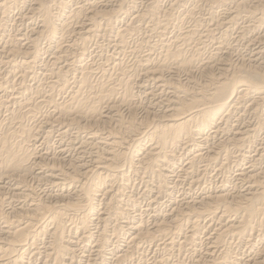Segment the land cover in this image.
Returning <instances> with one entry per match:
<instances>
[{"label": "bare ground", "instance_id": "obj_1", "mask_svg": "<svg viewBox=\"0 0 264 264\" xmlns=\"http://www.w3.org/2000/svg\"><path fill=\"white\" fill-rule=\"evenodd\" d=\"M70 1V0H69ZM80 1V0H79ZM79 1H78V4H80L79 3ZM83 1H85V0H83ZM88 1V0H87ZM125 2V0H91V1H89L88 3H84V4H80V5H78V6H76V8H73V9H71V12H70V14H69V16H67V18H66V20L64 21H55V20H53L54 19V15H56V14H59V16H60V14H61V12H62V10L65 8V7H67L66 6V4H67V2L65 1V0H30V3H29V10L28 11H30V13L31 14H33V15H37L39 18H40V23L41 24H39L38 26H36V28H34L33 26V28L32 29H30L28 32H30L29 34L28 33H25L23 36H19V37H17V35H14L15 33H13V32H10V33H13V34H9V35H11V36H9V35H7V37H6V39L4 40V44H2L1 46H0V66H1V69H2V65L3 64H5V63H10V59L12 58V64L15 62V64H11L12 66V68H14V70H10L11 72H13V73H17V68L19 69L18 70V72L20 73V69L22 70V69H26V68H28L29 66H32L31 64L34 62V61H36V60H34L35 58H38L39 56H38V54H40L41 52H42V50H41V52H39V49L42 47H40V48H38V44H39V42H40V40H41V38L43 37L44 38V41H45V39H47L48 41H50L52 44H51V48L53 49V53L54 54H51V55H53V60H50L49 59V61H51L50 63H51V67L49 66L48 68H47V70H49L51 73H47V76H45L44 75V77H42V79H46L47 80V82L49 83V84H47V85H51L52 87H53V89H55L54 87H55V85L57 86V87H60V89H58L59 91L60 90H63V88L65 89V87L67 86V83H69L68 81H67V77H66V75L67 74H69V73H66V72H69L70 70H73L72 69V67H69V68H71L69 71L67 70V66H66V69H64V66H61L59 63H58V61H59V59H61L63 56H61V54H63V55H65L66 56V52H67V48H70V47H73V46H77L79 49H82L81 51H80V55H83V52H85V50L83 49V47H85L86 46V40L87 39H83V37H81L83 34H90L92 31H94V27H95V25H98V27L99 28H101V26H102V29H103V31L105 30H110L111 29V27H115V25H113L114 24V22H116L117 21V19L120 17V15L122 14V6L123 5H121V4H123L122 2ZM128 1V0H127ZM137 1V0H136ZM144 2H145V8L144 9H142V10H140L135 16H133V18H131V20H129V21H127V22H125V23H123L121 26H119V27H115V30H114V32H115V34H116V37L115 38H117V40L116 41H118V42H120V43H125V41H128V40H125V38H127L128 36H130V35H132V34H134V36L133 37H131V38H135V33H137L136 35H138L139 33H138V31L140 30L139 28L141 27V25H143V24H147L148 25V23L149 24H156V26H148L149 27V30H151V29H154V30H156L157 31V29H155V28H158L159 30V34L157 33V32H155V35H163V33L164 32H168V21L170 20V15H172V13L170 14L169 12H168V6H167V9L166 10H164V8L161 10V8H162V6H161V8L159 7V4H158V1L157 0H143ZM142 1V2H143ZM161 1V0H160ZM168 1V0H167ZM170 1V0H169ZM190 0H175L174 1V3L175 4H177V5H179V4H181V5H184L185 6V4H187L188 2H189ZM193 1V0H192ZM200 1H206L205 3H208L207 5L208 6H206V7H212V8H210V9H212L213 10V7H219V6H222L221 7V9L224 7L225 9L223 10L222 9V11L224 12L225 11V14H226V17L224 18V21H216V19H215V22L213 23V25L215 26V28H213L212 26L210 27V28H207L206 27V25H207V23H206V25L205 26H203L202 24V26L203 27H206L205 28V30L204 31H207V33H209L210 35L212 34V32L214 33V30H216L217 29V31H219L220 29V27H222V26H227V25H232V24H234V22H235V20H237L236 19V17H238L239 16V14L240 13H244L243 14V18L245 17V18H247V19H251V21H252V24H254L255 25V23H258V25L259 24H261V22L260 21H263V19H264V0H253V2L254 3H248V2H250V1H245V0H195V2L196 3H199ZM23 3V5L25 6L27 3V0H0V24L2 23L1 22V17H3V16H1V15H5V16H8L10 13H11V11L12 10H14L13 8H17L18 7V5L20 4V3ZM129 2H131L130 0H129ZM135 2V1H134ZM139 2V1H138ZM194 2V1H193ZM70 3V2H69ZM68 3V4H69ZM133 3V2H132ZM159 3H161V2H159ZM164 3V2H163ZM167 3H170V2H167ZM190 3H192V2H190ZM201 3V2H200ZM203 3V2H202ZM229 3H232V5L231 4H229ZM127 4V3H126ZM125 4V5H126ZM138 4V3H137ZM140 4V3H139ZM144 4V3H143ZM166 4V3H165ZM173 3H171V6H173L172 5ZM174 4V6H176ZM72 5V4H71ZM75 5V4H74ZM74 5H73V7H74ZM129 5V4H128ZM162 5V4H161ZM193 5V4H192ZM20 6V5H19ZM132 6V5H131ZM137 6V5H136ZM183 6V7H184ZM198 6H201V4L199 5L198 4ZM197 6V7H198ZM125 7H128V6H125ZM142 7V6H141ZM170 7V6H169ZM179 7V6H178ZM181 7V6H180ZM196 5H195V3H194V5L193 6H185V8L183 9V12H184V15H183V18L181 19V20H185V21H183L182 22V25L184 26V24L185 23H189V21H190V23L189 24H187V26H186V24H185V26L184 27H182L181 26V28H178L177 29V33H173L174 35L173 36H171V35H169V36H171V39L170 40H160L161 39V37L160 38H158L157 36V38L161 41V45H160V49H158V50H160L158 53H159V56H157V57H155L154 55V57L155 58H149V57H151V56H149V55H151L150 53H151V51H153V49L154 48H150L151 49V51L147 54V57H146V54L144 55V57L142 58H136V57H133V63L134 64H132V65H134V67L135 66H137V67H140V69H134V70H131V68L129 67V69L128 68H126L127 67V64H126V66H123V65H117L115 62L117 61H114V59L115 58H113L112 60L114 61V63L116 64H112L111 63V65H114L113 67H114V73H113V76L115 77V78H111V79H108V77L110 78V73L111 72H109L108 74V77L107 76H105V72H103V71H105V70H103L102 71V68L100 69L102 72H100L99 74H101V75H98L97 73V75H98V77L99 76H101L100 78H103V79H101L100 80V78L98 79V80H100L97 84L95 83V84H92L91 83V80L90 79H92V78H90L91 76V73L93 74V73H95V72H93V67L91 68L90 66H88L87 65V63L86 64H82V62H81V60H80V62H81V65H80V70L78 71V74L77 73H73L74 75L76 74L77 76H76V80H74V81H76L75 82V85L73 86H71L70 88L72 89L73 87H75V89H72L71 90V92L69 93L68 91H69V89H68V95L67 96H62V95H60V99H57L56 97V99L57 100H55V98H54V95H57V94H54L52 97V105H51V110H49V112H47L46 114H44L43 112H41V113H43V114H39L40 112L38 111V109H37V104L39 103V102H43V100L44 99H41L43 96H42V94L40 93L39 95H40V97L39 96H37V92H38V88H39V85H40V83H39V85L38 84H36V85H38V88H36L33 92H29L30 94H33L34 93V95H28V93H26V91L24 92V91H21V89H18V88H15L16 87V85H15V90H16V92H18L19 93V97H17L14 93H15V91H11L10 92V94H11V98L13 99V102L15 103V106H13V105H11V107H13V108H11L10 107V105L8 106V108L10 107L11 109H9V111L8 112H6L5 114V118L3 117H0V191H1V189H2V187H4V183H5V181H6V179H8L7 177H10V178H17V183H21L22 182V180L23 179H26V178H24V175L26 176V174L28 173V175L31 173V172H36L35 173V175H37V176H39L38 174H40V173H42V172H47L48 173V176H58V175H65L66 176V182H67V180H68V182H70V183H72V184H74V183H76V182H79V185H78V183H77V190H76V198H74V197H72V198H74V199H72L71 197L68 199V201H66L65 203L64 202H62V203H64V204H62L61 206H60V204L59 205H50V203L49 204H47V202H46V200L42 197L41 199H43L44 200V202H43V200H41V199H36V201L34 202V203H31L30 204V206L27 208V207H25V205H24V207H22L20 210L21 211H19V209L17 208V211H16V209H13L12 210V213H15V214H17L18 215V213L20 214L19 216H22V217H24L23 215H21L22 214V209L23 208H26L25 209V211H29L30 213L29 214H26L25 212H23V214L25 213V215H27L26 217H28L29 219H30V221L29 222H27V221H23L24 223V225H21L20 224V220L19 221H17V223L15 224V222H11V223H9L8 224V226H6L5 228H2V230H1V228H0V264H27V262L26 261H24V256H25V252H22V253H18L17 251L19 250V252H20V249H22L23 247H24V243L26 242V241H29V243L28 244H30V246H32V250H33V252H35L34 250L35 249H37L38 247H37V245L36 244H40V242L38 241L37 243H35L36 241L35 240H38V235H43V234H49L48 235V241H46V244L43 246V255H41L40 253H38V254H36V255H41L42 256V263L41 264H61L62 262V259L64 258V257H67V256H74L75 255V253H74V251H75V248H74V246H71L72 244H71V235H70V237H69V235H67L66 234V228H67V224H69V220H72L73 219V217H71V218H67L68 217V215L69 214H67V217H66V215H64V210H70V211H72V213L74 214V215H78V218H79V220H78V229L79 230H81L82 231V233H86V235L84 236V237H89L90 235H91V233H90V230L89 229H91L92 228V226H91V228H87L88 227V224H89V222H92V220L93 219H90L89 217H90V213L92 212V208L94 209V207H93V205H94V203H93V199L95 198L94 196H96V195H99L98 193L101 191L102 193H103V191L104 190H102L103 189V186H102V189H99V187L101 188V185L103 184V182L105 183V178H104V176L102 177V176H98V174H99V171H105L106 173L108 172V174L107 175H115L116 176V174H118V167L116 166V164L119 162H123L124 161V159H127V161L129 160V158H128V153H130V152H126L124 149L125 148H127V150L128 151H130V150H132V151H137V150H141V147H143L142 145H145V144H142L143 142L145 143V142H149L148 144H146V147L144 146V149L142 150V152L140 153V154H138L139 155V157H138V159H136V161H138L141 165H143L142 166V169H144V172H149L150 173V175L149 174H147L146 173V175H147V177L148 178H150L149 176H151V178L154 180V182H155V185L154 184H152V185H154L155 186V188H157L158 189V191L159 190H162V189H166L167 190V188H169V185H168V183H171V182H169V178L167 177V172H165V168H164V166H166V170H168L174 163V156L176 155H174V147L177 145V144H179L180 145V143L181 144H184V147H185V144L186 145H188V143H191V142H193V146L194 147H198L199 146V144H198V142L200 143V141H201V139L200 138H202V140L203 139H205V141H209V139H208V137L209 136H211V137H218V133H219V131H220V128L222 127L221 126V124H223V123H221V122H226V121H229L230 119L232 120V118H230L231 116H233L234 115V113H236L237 112V110L241 107L240 105H242V103L243 102H245V101H250V104H249V108H255L256 109V107L257 106H259V104H261V103H264V42H260L261 40L260 39H258L257 41H252L251 42V44H248V46H252L253 48L251 49V55H252V58H248L249 60H245V59H243L242 57H240V58H242V59H239L240 61H239V63H237L238 61H236V63H232V62H227V60H229V59H231V58H227L226 56L229 54V56L231 57V52H230V50H229V52L227 53V55L225 56V54H223V52H222V54H223V56L224 57H222V58H220L219 59V55L221 54V53H219V55H217L218 53V51L224 46V44H226L225 42H226V39H227V37H230V36H233V35H229V36H227L226 38H225V33L226 32H224V30L221 32V35H219V37L217 38V36H215L216 38H217V40L214 42L215 44V47H214V52L212 53V52H210L209 50H208V52H210L209 53V57L208 58H205L206 60L205 61H203L204 59V54L203 55H200L201 54V51H199L200 52V54H198L197 53V51L196 52H193V51H190V52H188V50H187V48L189 47V46H194V45H190V44H192L191 42H193V44H194V42L197 40V41H200L201 42V36L203 35L202 33H201V35H199V36H196L199 32H200V30H199V28H198V26L200 25H198V20H199V18L198 17H196V16H198V14L195 16V14H196ZM226 7H228V8H226ZM132 8V7H131ZM137 8H140V7H137ZM172 8V7H171ZM176 8V7H175ZM175 8H173V10H174V12H175ZM205 8V7H204ZM18 9V8H17ZM21 9V8H20ZM25 9V8H24ZM24 9H22V11L24 10ZM66 9V8H65ZM136 9V8H135ZM178 9H180V8H178ZM198 9V8H197ZM200 9V8H199ZM202 9V8H201ZM210 9H209V11H210ZM217 9V8H216ZM128 10V9H127ZM171 10V9H170ZM204 10V9H203ZM14 11H17V10H14ZM13 11V12H14ZM21 11V10H20ZM28 11H26L27 13H28ZM69 11H70V9H69ZM124 11V10H123ZM129 11H131V9H129ZM177 11H179V10H176V12ZM218 11V10H217ZM65 11H63V13H64ZM67 12V11H66ZM126 12V11H125ZM135 12V11H134ZM171 12V11H170ZM204 12H206V11H204ZM161 13L163 14V15H161ZM169 13V14H168ZM198 13V12H197ZM200 13H202V12H200ZM211 13V11L209 12V14ZM213 13H214V11H213ZM218 13H219V11H218ZM258 13V14H257ZM12 14V13H11ZM13 14H15V13H13ZM18 14H19V12H18ZM20 14H21V12H20ZM24 14V13H23ZM22 14V16H24L25 17V15H23ZM134 14V13H133ZM205 14V13H204ZM203 14V15H204ZM212 14V13H211ZM30 15V14H29ZM127 15V14H126ZM125 15V16H126ZM181 15V14H180ZM202 15V14H201ZM203 15H202V18H203ZM214 15V14H213ZM215 15H217V14H215ZM220 15H221V12H220ZM224 15V13L222 14V16ZM241 15V14H240ZM4 16V17H5ZM10 16L11 15H9V20H10ZM12 16H14V15H12ZM11 16V17H12ZM31 16V15H30ZM122 16V15H121ZM124 16V15H123ZM122 16V17H123ZM161 16V17H160ZM162 16H164V19H162ZM175 16V15H174ZM205 16V15H204ZM207 16L208 15H206V19H207ZM28 17V16H27ZM32 17V16H31ZM179 17V16H178ZM181 17V16H180ZM200 17V16H199ZM240 17V16H239ZM14 18H15V16H14ZM13 18V19H14ZM29 18V17H28ZM53 18V19H52ZM65 18V17H64ZM96 18H98L99 19V24H97V19ZM127 18V17H126ZM175 19H176V17H174ZM173 18V19H174ZM198 18V19H197ZM205 18V17H204ZM210 18H212V19H214V18H217V17H210ZM3 19H5V18H3ZM2 19V20H3ZM12 19V20H13ZM16 19V18H15ZM20 19V18H19ZM23 19V18H22ZM33 19V18H32ZM68 19L70 20V21H68ZM120 19V18H119ZM123 19V18H122ZM121 19V20H122ZM162 19V20H161ZM177 19H179L180 20V18H177ZM205 19V20H206ZM218 20H219V18H217ZM221 19H222V17H221ZM220 19V20H221ZM240 19H242V17H240ZM8 20V21H9ZM59 20H62V19H59ZM223 20V19H222ZM7 21V22H8ZM23 21V20H22ZM33 21V20H32ZM32 21H31V23H32ZM123 21V20H122ZM200 21V20H199ZM203 21V20H202ZM241 21V20H240ZM240 21H239V23H240ZM244 21V20H243ZM245 21H247V20H245ZM249 21V20H248ZM6 22V21H5ZM13 22V21H12ZM16 22V21H15ZM34 22V21H33ZM71 22V23H70ZM172 22V21H171ZM178 22H180V21H178ZM170 23V22H169ZM203 23V22H202ZM209 23H210V20H209ZM212 23V22H211ZM210 23V24H211ZM236 23V22H235ZM251 23V22H250ZM3 24V23H2ZM10 24H11V22H10ZM26 24H28V22L26 23ZM72 24V25H71ZM174 24V23H173ZM210 24H208V25H210ZM237 25H238V27H240L239 25L240 24H238V23H236ZM235 24V25H236ZM264 24V23H263ZM262 24V25H263ZM9 25V24H8ZM15 25V24H14ZM25 25V24H24ZM36 25V24H35ZM113 25V26H112ZM158 25V26H157ZM171 25V24H170ZM177 25V24H176ZM237 25H236V27H234L233 29H236L237 28ZM247 25H249V23L247 24ZM252 26V27H256V26ZM261 25V26H262ZM12 26V25H11ZM19 26V25H18ZM23 26V25H22ZM69 26H73V28L71 27H69ZM111 26V27H110ZM172 27H174L173 25H171ZM242 26V25H241ZM243 26H245V24L243 23ZM1 27H3V26H0V28ZM25 27H28L27 25L25 26ZM144 27V26H143ZM142 27V28H143ZM171 27V28H172ZM176 27V26H175ZM178 27V26H177ZM180 27V26H179ZM227 27H229V26H227ZM249 27H250V25H249ZM249 27H247V28H249ZM264 27V26H263ZM145 28V27H144ZM170 28V29H171ZM224 28V27H223ZM247 28H245L246 29V31L248 30ZM21 30L20 28H16V30ZM71 29V31H70V33L73 35L74 33L73 32H75V33H78L79 35L80 34H82L79 38L80 39H83L82 40V45L81 44H79V45H77L76 43H75V41H76V39L74 40V42H71L69 45H67V44H64L63 42L64 41H67V40H64V38H65V36L66 35H68V34H66L67 32H68V30H70ZM98 28H96L95 29V31L97 30ZM148 29V28H147ZM176 29V28H175ZM200 29H201V27H200ZM225 29V28H224ZM227 29H230V28H227ZM232 29V28H231ZM239 29V28H238ZM244 29V27H242V29H241V31ZM245 29H244V31H245ZM258 29V28H257ZM261 29V28H260ZM99 30V29H98ZM111 30H113V28L111 29ZM142 30H144V29H142ZM167 30V31H166ZM202 30H203V28H202ZM263 30V29H262ZM2 31V30H1ZM100 31V30H99ZM102 31V30H101ZM105 31H104V35H105ZM147 31V30H146ZM145 31V32H146ZM175 31V30H174ZM216 31V32H217ZM221 31V30H220ZM232 31H234V30H232ZM236 31L237 30H235V33H236ZM244 31L242 32L243 34L242 35H244ZM252 31H253V29L251 28V33H252ZM254 31H256V30H254ZM264 31V30H263ZM262 31V32H263ZM15 32V31H14ZM21 32V31H20ZM25 32V31H24ZM82 32V33H81ZM142 32V31H141ZM140 32V33H141ZM145 32H144V34H145ZM150 32V31H149ZM153 32V31H152ZM227 32H228V30H227ZM231 32V31H230ZM238 32V31H237ZM261 32V33H262ZM93 33V32H92ZM92 33H91V35H92ZM101 33H103V32H100V34ZM108 33H110V32H108ZM143 33V32H142ZM157 33V34H156ZM205 33V32H204ZM245 33H248V32H245ZM250 33V32H249ZM248 33V34H249ZM2 34H4L3 33V31H2ZM17 34V33H16ZM21 34V33H20ZM23 34V33H22ZM96 34H98V33H96ZM95 34V35H96ZM111 34V33H110ZM109 34V35H110ZM153 34V33H152ZM151 34V35H152ZM208 34V35H209ZM229 33H227V35H228ZM232 34V33H231ZM253 34V33H252ZM259 34V33H258ZM257 34V35H258ZM263 34V33H262ZM1 35V34H0ZM5 35V34H4ZM4 35L2 36V37H4ZM104 35H102V36H104ZM147 35V33L144 35V36H146ZM149 36H151L150 34H148ZM155 35H154V37H155ZM207 35V34H206ZM205 35V36H206ZM215 35V34H214ZM237 35V34H236ZM235 35V36H236ZM242 35H240V36H242ZM246 35V34H245ZM250 35V34H249ZM254 35V34H253ZM259 35H261V34H259ZM259 35H258V37L257 38H260L259 37ZM77 36V35H76ZM75 36V37H76ZM90 36V35H89ZM88 36V37H89ZM93 36V35H92ZM92 36H91V41H92ZM101 36V37H102ZM108 36V35H107ZM139 36V35H138ZM138 36H136V37H138ZM143 36V37H144ZM148 36V37H149ZM164 36H166L165 34H164ZM251 36V35H250ZM261 36H264V35H261ZM2 37H0L1 39H2ZM69 37V36H68ZM68 37H66V38H68ZM73 37V36H72ZM88 37H86V38H88ZM96 37H97V35H96ZM212 37V36H211ZM234 37V36H233ZM239 37V36H238ZM238 37H236V39L238 38ZM245 37V36H244ZM42 38V39H43ZM102 38H104V37H102ZM114 38V39H115ZM139 38V37H138ZM142 38V37H141ZM152 38V37H151ZM167 38V39H168ZM207 38H209L208 36H207ZM215 38V39H216ZM257 38H255V40L257 39ZM262 38H264V37H262ZM261 38V39H262ZM72 39V38H71ZM89 39V38H88ZM89 39V40H90ZM110 39V38H109ZM108 39V40H109ZM112 39V38H111ZM128 39V38H127ZM149 39V38H148ZM155 39V38H154ZM204 39H206L205 37H204ZM212 39H214L213 37L211 38V39H209V40H212ZM234 39V38H233ZM240 39V38H239ZM140 40H142V39H139V41ZM159 40H156L157 41V45H158V42H159ZM203 40V39H202ZM229 40V39H228ZM243 40V39H242ZM254 40V39H253ZM263 41H264V39H262ZM41 41H43V40H41ZM48 41H47V43H48ZM81 41V40H80ZM113 41V40H112ZM138 41V42H139ZM144 41V40H143ZM205 41V40H204ZM207 41V40H206ZM214 41V40H213ZM239 41V40H238ZM95 42V41H94ZM109 42V41H108ZM115 42V41H114ZM133 42V41H132ZM142 42V41H141ZM140 42V43H141ZM147 42H148V40H147ZM153 42V41H152ZM212 42V41H211ZM231 42V41H230ZM235 42V44H236V41H234ZM234 42H233V44H234ZM246 42V41H245ZM248 42V41H247ZM250 42V41H249ZM66 43V42H65ZM68 43V42H67ZM88 43V42H87ZM113 43V42H112ZM112 43H111V46H112ZM117 43V42H116ZM143 43V42H142ZM145 43H146V41H145ZM144 43V44H145ZM153 43H156L155 41L153 42ZM153 43H151V44H153ZM202 43V42H201ZM213 43V42H212ZM227 43H228V41H227ZM49 44V43H48ZM84 44H85V46H84ZM97 44V43H96ZM105 44V43H104ZM115 44V43H114ZM119 43H117V45H118ZM127 44V43H126ZM136 44H138V45H142V44H139V43H136ZM160 44V43H159ZM197 44V43H196ZM206 44H208V41H207V43ZM211 43H209V46L211 47V45H210ZM232 44V45H233ZM243 44V43H242ZM66 45H67V47H66ZM88 45V44H87ZM103 45V44H102ZM116 45V44H115ZM120 45H122V44H120ZM120 45H118V46H120ZM128 45V44H127ZM213 45V46H214ZM231 45V44H230ZM237 45H239L238 43H237ZM244 45H246V44H244ZM244 45H242V46H244ZM80 46V47H79ZM98 46V45H97ZM109 46H110V44H109ZM109 46H108V48H109ZM123 46V45H122ZM121 46V48H123ZM139 46V47H140ZM149 46V45H148ZM151 46V45H150ZM156 45L154 44V47H155ZM188 46V47H187ZM198 46V45H197ZM197 46H195V49H197L196 47ZM236 46V45H235ZM76 47V48H77ZM114 47V46H113ZM128 47V46H127ZM130 47H132V46H130ZM146 47V46H145ZM158 47V46H157ZM187 47V48H186ZM201 48H202V46H200ZM207 47H208V45H207ZM230 47V46H229ZM228 47V48H229ZM232 47V46H231ZM47 48V47H46ZM45 48V49H46ZM50 48V49H51ZM85 48H87V46L85 47ZM97 48H99V49H101L99 46L97 47ZM125 48H126V46H125ZM159 48V47H158ZM192 47H190L189 49L190 50H192L191 49ZM224 48H225V46H224ZM239 48H240V45H239ZM243 48V47H242ZM251 48V47H250ZM249 48V49H250ZM42 49V48H41ZM49 49V48H48ZM49 49V50H50ZM73 49V48H72ZM71 49V50H72ZM75 49V48H74ZM88 49V48H87ZM98 49V50H99ZM114 50H115V48H113ZM128 49V48H127ZM132 49V48H131ZM134 49H136V50H138L139 48H134ZM141 49H143V48H141ZM205 49H207V48H205ZM223 49V48H222ZM229 49H231V48H229ZM233 49H235V47L233 48ZM237 49V48H236ZM47 50V49H46ZM75 50H78V49H75ZM74 50V51H75ZM84 50V51H83ZM93 50V49H92ZM97 50V51H98ZM104 50V49H103ZM124 50V49H123ZM126 50V49H125ZM136 50H133L132 49V51H136ZM194 50V49H193ZM210 50H211V48H210ZM225 50H227V49H225ZM238 50V49H237ZM237 50H236V52H237ZM88 51V50H87ZM101 51V50H100ZM105 51H106V49H105ZM127 51V50H126ZM130 51L131 50H129V53H130ZM132 51H131V53H132ZM141 51V50H140ZM145 51H147V50H145ZM154 51H155V49H154ZM157 51V50H156ZM155 51V52H156ZM203 51H204V49H203ZM221 51V50H220ZM219 51V52H220ZM228 51V50H227ZM232 51V50H231ZM45 52V51H44ZM76 52V51H75ZM94 52H96V50H94ZM142 52V51H141ZM144 52V51H143ZM142 52V53H143ZM148 52V51H147ZM207 52V51H206ZM233 52V51H232ZM242 52V51H241ZM244 53H245V51H243ZM249 52V51H248ZM46 53H47V51H46ZM68 53L70 54L71 53V51H69L68 50ZM100 53V52H99ZM102 53V52H101ZM112 53H114V51L112 52ZM116 53V52H115ZM114 53V54H115ZM120 53H122V52H120ZM124 53V52H123ZM125 53H127V52H125ZM137 53V52H136ZM145 53V52H144ZM203 53V52H202ZM205 53V52H204ZM238 53V52H237ZM60 54V55H59ZM75 54V53H74ZM78 54V53H77ZM104 54V53H103ZM102 54V55H103ZM138 54V53H137ZM136 54V55H137ZM153 54V53H152ZM206 54H208V53H206ZM243 54V53H242ZM246 54V53H245ZM48 55V54H47ZM73 55V54H72ZM109 55V54H108ZM126 55V54H125ZM132 55H134V54H132ZM135 55V56H136ZM156 55V54H155ZM233 55V54H232ZM247 55V54H246ZM250 55V56H251ZM65 56H64V58H65ZM117 56V55H116ZM120 56V55H119ZM119 56H117V57H119ZM122 56H124V55H122ZM121 56V57H122ZM142 56V55H141ZM201 56H203V57H201ZM206 56V55H205ZM236 56H237V54H236ZM241 56V55H240ZM6 57V58H5ZM61 57V58H60ZM69 57V56H68ZM67 57V58H68ZM73 57V56H72ZM71 57V58H72ZM76 57V54L74 55V58ZM78 57V56H77ZM81 57V56H80ZM98 57V56H97ZM108 57V56H107ZM110 57V56H109ZM111 57H113L112 55H111ZM115 57V56H114ZM120 57V58H121ZM130 57H131V54H130ZM200 57L203 59V60H201L200 59ZM249 57V56H248ZM4 58L5 59H7V58H9L8 59V61L7 62H5V60H4ZM18 58V59H17ZM30 60H29V59ZM47 58H49V57H47ZM47 58H45V59H47ZM52 58V57H51ZM104 58V57H103ZM125 58V57H124ZM232 58H233V56H232ZM247 58V57H246ZM39 59V58H38ZM45 59H43V62H44V60ZM73 59V58H72ZM71 59V60H72ZM78 59V58H77ZM77 59H75V60H77ZM80 59V58H79ZM100 59H102V58H100ZM110 59V58H109ZM233 59H235V57L233 58ZM237 59V58H236ZM4 60V61H3ZM16 60H18V61H16ZM48 60V59H47ZM63 60V59H62ZM74 60V61H75ZM103 60H105V59H103ZM122 60V59H121ZM252 60V61H251ZM46 61V60H45ZM64 61H66L65 59H64ZM78 61V60H77ZM76 61V62H77ZM87 61V60H86ZM112 61V62H113ZM120 61V60H119ZM200 61V62H199ZM230 61V60H229ZM246 61H248V62H246ZM43 62H42V64H43ZM72 62V61H71ZM100 62V61H99ZM103 62V61H102ZM106 62V61H105ZM107 62H108V60H107ZM122 62V61H121ZM121 62H120V64H121ZM199 62V63H198ZM234 62V61H233ZM244 62H246V63H244ZM45 63L47 64V62H44V64L43 65H45ZM74 63V62H73ZM98 63V62H97ZM101 63V62H100ZM99 63V64H100ZM119 63V62H118ZM128 63V62H127ZM130 63H131V61H130ZM129 63V64H130ZM195 63H198V67H196V65H195ZM232 63V64H231ZM71 64V63H70ZM69 64V65H70ZM80 64V63H79ZM78 64V65H79ZM96 64V63H95ZM105 64V63H104ZM107 64H109V62L107 63ZM106 64V66H108ZM6 65V64H5ZM35 65V64H34ZM41 65V64H40ZM48 65H49V63H48ZM63 65V64H62ZM65 65V64H64ZM67 65V64H66ZM74 65V64H73ZM77 65V64H76ZM77 65V66H78ZM91 65V64H90ZM98 65V64H97ZM100 65H102V63L100 64ZM4 66V65H3ZM10 66V65H9ZM46 66V65H45ZM71 66V65H70ZM93 66V65H92ZM104 66V65H103ZM34 67V66H33ZM41 68L42 67H44V66H40ZM95 67H96V65H95ZM98 67V66H97ZM101 67V66H100ZM111 67V66H110ZM131 67H133V66H131ZM4 68V67H3ZM9 68V67H8ZM8 68H6V69H8ZM16 68V69H15ZM45 68V67H44ZM217 68V70L218 71H216L215 69ZM6 69H2V70H4V72H5V70ZM30 69V68H29ZM43 69V68H42ZM75 69V68H74ZM98 69V68H97ZM110 69V68H109ZM197 70L198 71V76H199V80H200V82H198L197 81V85H195V77H194V75H193V73L195 72L194 70ZM1 70V71H2ZM96 70V69H95ZM94 70V71H95ZM99 70V71H100ZM111 70L113 71V68H111ZM110 70V71H111ZM7 71V70H6ZM10 71H8V72H10ZM16 71V72H15ZM29 71H31V70H29ZM28 71V72H29ZM43 71H44V69H43ZM46 71V70H45ZM77 71V70H76ZM75 71V72H76ZM107 71V70H106ZM140 71H142L141 73H139ZM10 72V73H11ZM22 72H26V70L24 71H22ZM21 72V73H22ZM32 72V71H31ZM73 72V71H72ZM97 72V71H96ZM108 72V71H107ZM179 72H182V73H184L185 75V77H184V82H182V81H180L179 79H177L178 78V74H179ZM3 73V72H2ZM10 73H9V75H10ZM18 73V74H19ZM35 73V72H34ZM44 73V72H43ZM165 73H167V75L165 76ZM1 74V73H0ZM23 74V73H22ZM115 74V75H114ZM196 74V73H195ZM4 75V74H3ZM8 75V74H7ZM17 75V74H16ZM21 75V74H20ZM24 75V74H23ZM23 75L22 76H20V77H22V78H24L23 77ZM25 75H26V73H25ZM29 75V74H28ZM31 75V74H30ZM34 75V74H33ZM43 75V74H42ZM71 75V74H70ZM94 75V74H93ZM107 75V74H106ZM141 75V77H144V78H151L152 79V81L151 82H154L153 84L154 85H156L157 87H161V86H165V85H167L168 87V89H170L171 90V92H172V97L170 96V98H166V99H164V100H160L159 98V100H157V101H153L152 99H150V100H152L153 102H154V104L155 105H157L158 106V109H159V111H158V113L156 112V113H154L153 114V116L150 118L149 116H150V114H149V109L147 110L146 108H144V109H146L147 110V112H145L146 113V115L144 116V117H142L140 120H137V119H134L133 117H135V115H134V112L136 111V109L138 108H135L136 107V105H135V103H133L132 102V100H133V98H132V92L134 91V87L133 86H135V85H133L132 86V89H133V91L131 90V84H135V83H131L130 84V82L132 81V78L134 77H136V76H140ZM175 75H178V76H176L175 77ZM180 75H181V73H180ZM11 76V75H10ZM19 76V75H18ZM27 76V75H26ZM32 76V75H31ZM30 76V77H31ZM73 76V75H72ZM71 76V77H72ZM182 76V75H181ZM180 76V77H181ZM196 76V75H195ZM5 77H7L6 76V74H5ZM34 77V76H33ZM47 77H48V79L49 78H51L50 80H48L47 79ZM74 77V76H73ZM73 77L71 78V80L73 79ZM95 77V76H94ZM97 77V76H96ZM105 77V78H104ZM112 77V76H111ZM27 78H28V76H27ZM35 78H36V76H35ZM75 78V77H74ZM90 78V79H89ZM143 78V79H144ZM3 77L0 75V103H2V104H4V103H6V104H8V102H7V98H5L6 96H8V92H7V90H6V88L2 85V83H3ZM36 79H38V78H36ZM70 79V78H69ZM109 81V82H107V80ZM116 79L118 80V83L116 82ZM23 80V79H22ZM21 80V81H22ZM32 80V79H31ZM41 80V79H40ZM90 80V81H89ZM94 80H96V79H94ZM93 80V81H94ZM141 80V79H140ZM5 81V80H4ZM8 81V80H7ZM24 81V80H23ZM73 81V80H72ZM139 81V80H138ZM143 81V80H142ZM147 81V79L145 80V82ZM148 81H150V80H148ZM15 82V81H14ZM14 82L12 83V84H14ZM25 82V81H24ZM24 82H23V84H24ZM39 82V81H38ZM41 82V81H40ZM44 82V81H43ZM95 82V81H94ZM97 82V81H96ZM137 82V81H136ZM144 82V81H143ZM144 82V83H145ZM18 83V82H17ZM16 82H15V84H17ZM28 83V82H27ZM27 83H25L26 85H27ZM36 83H37V81H36ZM72 83V82H71ZM71 83H69V84H71ZM140 83V82H139ZM142 83V82H141ZM12 84H10V85H12ZM45 84V85H46ZM73 84H74V82H73ZM190 84H193V85H190ZM4 85H5V83H4ZM9 85V84H8ZM8 85L6 84V86L8 87ZM9 85V86H10ZM20 85V84H19ZM30 85V84H29ZM41 85H43V83L41 84ZM40 85V86H41ZM137 85V84H136ZM144 85V84H143ZM152 85V84H151ZM31 86V85H30ZM34 86H35V84H34ZM33 86V87H34ZM148 86V85H147ZM195 86H197V87H195ZM12 87V88H13ZM22 87H24V88H26L25 86H22ZM51 87V88H52ZM137 87V86H136ZM149 87V86H148ZM154 87V86H153ZM10 88H11V86H10ZM9 88V89H10ZM45 88V87H44ZM50 88V87H49ZM49 88H47V89H49ZM50 88V89H51ZM121 89V94L123 95H119L120 97H121V99L120 100H117V101H115V100H113V99H111V97H113L114 95L113 94H116V91L118 90V89ZM141 88H142V85H141ZM143 88H144V86H143ZM163 88L164 87H162V91H164L163 90ZM8 89V88H7ZM31 89V88H30ZM29 89V90H30ZM34 89V88H33ZM85 89V90H84ZM150 89H151V87H150ZM157 89V88H156ZM168 89H166L167 91H168ZM28 90V91H29ZM135 90H136V88H135ZM149 90V89H148ZM159 90V89H158ZM169 90V91H170ZM27 91V92H28ZM83 91H85V93L83 92ZM144 91V90H143ZM39 92H41V90H39ZM44 92V91H43ZM45 92H47V90L45 91ZM52 92V91H51ZM66 92V93H67ZM118 93H117V95L119 94V90L117 91ZM161 92V91H160ZM159 92V93H160ZM166 92V91H165ZM37 93V94H36ZM54 93H58V92H56V91H54ZM146 93H149V96L150 95H152L154 92L152 91V92H147V90H146ZM158 93V94H159ZM169 93V92H168ZM46 95H47V93H45ZM45 94H43V95H45ZM50 94H52V93H50ZM63 94V93H62ZM137 94V93H136ZM136 94H135V96H136ZM139 94H141V91H140V93ZM142 94H144V93H142ZM155 94H157L156 92H155ZM166 94V93H165ZM164 94V95H165ZM45 95V97L47 98V96ZM113 95V96H112ZM117 95H115V97H114V99H116V96ZM134 95V94H133ZM148 95V94H147ZM161 95V94H160ZM51 96V95H50ZM138 96H140V95H138ZM145 96V95H144ZM37 97H39L40 98V100L38 101V103L36 102V98ZM134 97V96H133ZM156 97H157V95H156ZM161 97V96H160ZM132 98V99H131ZM136 98H138V97H136ZM144 98V97H143ZM150 98V97H149ZM164 98V97H163ZM118 99V98H117ZM142 99V98H141ZM10 100V99H9ZM46 100V99H45ZM50 102H51V100H49ZM49 101H47L46 100V102H49ZM119 101V102H118ZM139 101H140V98H139ZM12 102V101H11ZM12 102V103H13ZM45 102V101H44ZM142 102V101H141ZM11 103V104H12ZM137 104H138V102H137ZM150 104V103H149ZM45 105V104H44ZM43 105V106H44ZM49 105V104H48ZM47 105V106H48ZM49 105V106H50ZM140 105V104H139ZM142 105V104H141ZM248 105V104H247ZM246 105V106H247ZM262 105H264V104H262ZM261 105V106H262ZM3 106V105H2ZM1 106V107H2ZM41 106H42V104H41ZM41 106H39L38 108H39V110L41 109ZM147 106H149V105H147ZM243 106V105H242ZM45 107V106H44ZM43 107V108H44ZM120 107H125L126 108V110L129 112V114H127V112H126V114L127 115H129V120L128 121H124L123 119H121V117H119V116H122L121 114H123V113H121V112H123V110H121V112L119 113V111L118 110H120ZM142 107V106H141ZM141 107H139V108H141ZM146 107V106H145ZM150 107H152V106H150ZM156 107V106H155ZM245 107V106H244ZM4 108H5V106H4ZM47 108H49V107H47ZM149 108V107H148ZM247 108V107H246ZM248 108V109H249ZM261 108V107H260ZM260 108H258V110L260 109ZM264 108V107H263ZM263 108H262V110H263ZM3 109V108H2ZM122 109V108H121ZM143 109V110H144ZM244 109V108H243ZM254 109V110H255ZM5 110V109H4ZM43 110V109H42ZM45 110H47V109H45ZM157 110V109H156ZM246 110V109H245ZM261 110V111H262ZM1 111V110H0ZM7 111V110H6ZM44 111V110H43ZM118 111V112H117ZM142 111V110H141ZM145 111V110H144ZM244 111V110H243ZM247 111V110H246ZM257 109L255 110V115H257V117L256 118H258V115L259 114H256L257 112ZM264 111V110H263ZM39 112V113H38ZM151 112V111H150ZM155 112V111H154ZM250 112V111H249ZM248 112V113H249ZM142 113V112H141ZM141 113H140V115H141ZM153 113V112H152ZM241 113H243V112H241ZM260 113V112H259ZM1 114H2V112H1ZM118 114H120L119 116H118ZM126 114H124V115H126ZM143 114V113H142ZM233 114V115H232ZM238 114V113H237ZM250 114V113H249ZM260 114H263V113H260ZM134 115V116H133ZM137 115V114H136ZM144 115V114H143ZM243 115V114H242ZM251 115V114H250ZM38 116V117H37ZM39 116H40V119H39ZM133 116V117H132ZM239 116H241V115H239ZM246 116V115H245ZM252 116H253V114H252ZM116 117H118V122H115L116 121ZM128 117V116H127ZM242 117V116H241ZM262 117H263V115H262ZM25 118L26 119H32V123L30 124L27 120V122L29 123V124H25ZM120 118V119H119ZM139 118V117H138ZM228 118H229V120H228ZM234 118V117H233ZM236 118H237V116H236ZM242 118H244V117H242ZM251 119H252V117H250ZM255 118V119H256ZM259 118H261V117H259ZM258 118V119H259ZM134 119V120H133ZM149 119V120H148ZM240 119V118H239ZM245 119V118H244ZM243 119V120H244ZM263 120H264V118H262ZM262 119L261 120H259V122H258V124H256V125H258V129L261 131L262 130V132H264V121H262ZM113 120H115L114 121V125L116 124V123H118L117 124V126H118V128L117 127H115V129L114 128H112L111 127V129L109 130V128H107V126L109 125H107L106 126V128L105 129H108L109 131H108V134H107V137H105V140H99V141H96L98 138H97V134H94V133H91L90 134V136H92L91 138L92 139H95V138H97L95 141L97 142V143H100L101 144V146H102V144H104V148L105 149H100L101 150V152H99V150H98V148H97V150H98V153L99 154H101V155H99V156H101V158H102V160L103 161H101V160H97V164L95 163V169L96 170H91L90 168L88 169L87 168V166H85V164L84 163H79L80 165H75V164H72L71 163V165L70 166H68L67 168H65V166H64V168H65V170L64 169H62V168H60V167H62V166H58V164H57V166L58 167H56V163H55V157L54 156H56L55 154H54V156H50L51 158H50V160L49 161H43L42 162V160H43V156H44V154H41L40 153V155L38 154L39 152L36 150V148H37V142L38 141H44V139L46 138V137H49L48 135H50V134H48V132H49V129H51V128H54L55 127V125L56 126H59V127H57V130H59V132H60V135L61 134H63L64 135V133H65V129H64V127H68V129L69 130H71L72 128H75L74 130H76V128L78 129V130H88V129H90L92 132H96V130H94V128H96V127H99V126H102L103 127V124H105L106 122H112ZM137 120V121H136ZM253 120V119H252ZM246 121V120H245ZM247 121H248V119H247ZM251 121V120H250ZM250 121H248V123L250 122ZM256 121V120H255ZM110 122V123H111ZM233 122V121H232ZM231 122V123H232ZM240 122V121H239ZM151 123V124H150ZM230 123V124H231ZM234 123V122H233ZM247 123V124H248ZM251 123V122H250ZM58 124V125H57ZM150 125V127H148L149 125ZM226 124H228V123H226ZM245 124V123H244ZM254 124V123H253ZM62 125V126H61ZM63 125H64V127H63ZM137 126V128H135L136 126ZM233 125H235V123L233 124ZM233 125H231V126H233ZM242 125H243V123H242ZM255 125V126H256ZM110 126H111V124H110ZM226 126V125H225ZM230 126V125H229ZM241 126V125H240ZM244 126V125H243ZM249 126V125H248ZM253 126V125H252ZM69 127H72L71 129L69 128ZM105 127V126H104ZM103 127V128H104ZM147 128V131H146V133L144 134V136L143 137H141L140 135H139V133L138 132H140V129H144V128ZM117 128V129H116ZM227 128V127H226ZM229 128V127H228ZM240 128V127H239ZM243 128H246V127H243ZM249 128V127H248ZM257 128V127H256ZM56 129V128H55ZM55 129H54V131H55ZM102 129V128H101ZM222 129V128H221ZM224 129V128H223ZM222 129V130H223ZM231 129V128H230ZM250 129V128H249ZM253 129H255V128H253ZM47 131V132H45V134H46V137L44 138V137H42L41 136V133H39V131ZM53 130V129H52ZM68 130V131H69ZM104 130V129H103ZM226 130V129H225ZM239 130V129H238ZM241 130V129H240ZM68 131H66V132H68ZM85 131V132H86ZM100 131H102V130H100ZM99 130L97 131V132H100ZM106 131V130H105ZM138 131V132H137ZM243 131V130H242ZM246 131V130H245ZM257 131V130H256ZM51 132V131H50ZM57 132V131H56ZM70 132V131H69ZM69 132H68V134H69ZM73 132V131H72ZM85 132H84V134H85ZM103 132V131H102ZM222 132V131H221ZM228 132V131H227ZM227 132H225V133H227ZM232 132V131H231ZM230 132V133H231ZM244 132V131H243ZM254 133H255V130L253 131ZM52 133V132H51ZM54 133V132H53ZM52 133V134H53ZM71 133V132H70ZM76 133H77V131H76ZM87 133V132H86ZM101 133V132H100ZM248 133H249V131H248ZM57 135H58V133H56ZM82 134V133H81ZM88 134V133H87ZM99 134V133H98ZM104 134V133H103ZM222 134V133H221ZM242 134V132L241 131H236L235 130V132H234V134L233 135H231V137H228V139L226 138V136L224 137L225 139H227V142H229V143H231L232 144V146L233 145H237V147L236 148H238V146L242 143V141H241V138L242 137H244V136H246V138H247V131H246V135H243L242 137L240 136ZM244 134V133H243ZM253 134V133H252ZM256 134V133H255ZM257 134H258V132H257ZM43 135V134H42ZM59 135V136H60ZM65 135H66V133H65ZM64 135V136H65ZM75 135H77V134H75ZM75 135H74V137L73 138H75ZM79 135H80V133H79ZM78 135V136H79ZM140 137H139V136ZM143 135V134H142ZM249 135V134H248ZM250 135H251V133H250ZM44 136V135H43ZM51 136V135H50ZM55 136V135H54ZM62 136V135H61ZM63 136V137H64ZM69 136H71V135H69ZM85 136V135H84ZM96 136V137H95ZM100 135H98V137H99ZM106 136V135H105ZM254 136V135H253ZM259 136H262V134L261 135H259ZM57 137V136H56ZM67 137H68V135H67ZM250 137V136H249ZM50 138V137H49ZM76 138H77V136H76ZM85 138V137H84ZM87 138V137H86ZM99 138H101V136L99 137ZM219 138H222V137H219ZM219 138H217V139H213L212 140V138H211V140H212V142H210V144H207V146H206V148H207V150H206V152H204L205 154H202L201 152L200 153H195V154H193V156H191V157H189L188 158V162H187V165H186V167L185 168H182V170H183V172H188L189 174H188V176L190 177H192L193 178V176L194 175H196V172L197 171H201V170H199L200 169V167L201 166H198V163L201 161V160H203V162L205 161V164L202 162V164H204V165H202L203 166V168H205L206 169V167H208L210 164L209 163H213V164H211V165H217L218 163H221V165H218V166H220V167H222L223 165H224V167L226 166V163L228 162L227 161V159H229V157H228V155H227V152H226V148L223 146V145H227V143H226V141H224V139H219ZM245 138V139H246ZM250 138H252V137H250ZM258 138V137H257ZM48 139V138H47ZM53 139H58V138H53ZM61 139H62V137H61ZM71 139V138H70ZM70 139H69V141H70ZM78 139V138H77ZM76 139V140H77ZM80 139V138H79ZM208 139V140H207ZM261 139H262V137H261ZM46 140V139H45ZM62 140H66V139H62ZM144 140V141H143ZM242 140H243V138H242ZM252 141L254 140V139H251ZM258 140V139H257ZM78 142H79V140H77ZM76 141V142H77ZM245 141V142H244ZM243 142L245 143V145H246V140H244ZM46 142H47V140H46ZM53 141L51 140V143H52ZM56 142H57V140H56ZM71 142V141H70ZM74 142H75V139H74ZM80 142H81V140H80ZM88 142H90L91 143V141L89 140V141H87V143ZM93 142V141H92ZM204 142V141H203ZM254 142V141H253ZM252 142V143H253ZM258 142V141H257ZM263 142V141H262ZM261 142V143H262ZM48 143V142H47ZM51 143H50V145H51ZM54 143V142H53ZM59 143V142H58ZM66 143V142H65ZM72 143V142H71ZM86 143V141H82L80 144H81V146H83L84 144ZM89 143V144H90ZM96 143V144H97ZM225 143V144H224ZM229 143H228V145H229ZM243 143V144H244ZM40 144V143H39ZM46 144V143H45ZM55 144V143H54ZM61 144V143H60ZM79 144V143H78ZM44 145V144H43ZM71 145V144H70ZM73 145V144H72ZM71 145V146H72ZM76 145V144H75ZM88 145V144H87ZM98 145V144H97ZM247 145H249V144H247ZM253 145V144H252ZM252 145H250V146H252ZM36 146V147H35ZM41 146H42V144H41ZM46 146V145H45ZM53 146V145H52ZM93 147H92V149H94V145H92ZM181 146H183V145H181ZM192 146V145H191ZM192 146V148H194ZM203 146V145H202ZM231 146V145H230ZM263 146V145H262ZM50 147V146H49ZM58 147V146H57ZM63 147V146H62ZM76 147V146H75ZM80 147V146H79ZM87 147V146H86ZM96 147V146H95ZM103 147V146H102ZM183 147V148H184ZM189 147H190V145H189ZM240 147H241V145H240ZM239 147V148H240ZM45 148V147H44ZM51 148H53V147H51ZM63 148H65V147H63ZM63 148H60L59 147V154L61 155L62 153H63V151H64V149ZM67 148H69V146L67 147ZM71 148V147H70ZM88 148V147H87ZM91 148V147H90ZM99 148H101V147H99ZM191 148V147H190ZM202 148V147H201ZM203 148H205V146L203 147ZM205 148V149H206ZM50 149V148H49ZM72 149V148H71ZM74 149V148H73ZM96 149V148H95ZM187 149V148H186ZM204 149V150H205ZM241 149V148H240ZM240 149H238V152H240L239 150ZM243 149H244V147H243ZM259 149H261V148H259ZM47 150H48V148H47ZM46 150V151H47ZM69 150V152L71 151L70 149H68ZM78 150V149H77ZM96 150V151H97ZM176 150V149H175ZM181 150V149H180ZM179 150V151H180ZM198 150V149H197ZM196 150V151H197ZM231 150V149H230ZM230 150H228L227 149V151H229V153L231 152ZM233 150V149H232ZM235 150V149H234ZM247 150V149H246ZM55 151H58L57 149L55 150ZM54 151V152H55ZM74 151H76V150H74ZM80 151H83L82 149L80 150ZM86 151V150H85ZM84 151V152H85ZM94 151V150H93ZM190 151L191 150H189V153H190ZM198 151H200V150H198ZM237 151V150H236ZM255 151H257V150H255ZM254 151V152H255ZM43 152V151H42ZM48 152V151H47ZM47 152H46V155H47ZM88 152H91L90 150L88 151ZM140 152V151H139ZM185 152H186V150H185ZM249 152V151H248ZM260 152H261V150H260ZM263 152V151H262ZM51 153V152H50ZM49 153V154H50ZM71 153V152H70ZM69 153V154H70ZM75 153H77V152H75ZM74 153V154H75ZM80 153V152H79ZM92 153V152H91ZM91 153H90V158H91ZM133 153V152H132ZM135 153V152H134ZM180 153V152H179ZM241 153V152H240ZM52 154H53V152H52ZM58 154V155H59ZM68 154V155H69ZM86 154V153H85ZM88 154V153H87ZM131 154V153H130ZM182 154V153H181ZM184 154H186V153H184ZM230 154H232V153H230ZM237 154V153H236ZM235 154V155H236ZM255 154V153H254ZM256 154H258V153H256ZM261 154V153H260ZM263 154V153H262ZM66 155V154H65ZM64 155V156H65ZM93 155V154H92ZM98 154H96V156H97ZM133 155H136V154H133ZM132 155V156H133ZM180 155V154H179ZM241 155V154H240ZM245 155V154H244ZM243 155V156H244ZM247 155H248V153H247ZM246 155V156H247ZM63 156V157H64ZM76 156V155H75ZM78 156V155H77ZM80 156V155H79ZM85 156V155H84ZM95 156V157H96ZM185 156V155H184ZM222 156V157H221ZM236 156H238V154L236 155ZM235 156V157H236ZM242 156V157H243ZM257 156V155H256ZM259 156H261V155H259ZM58 157H60V156H58ZM62 157V156H61ZM69 157V156H68ZM130 157V156H129ZM134 157V156H133ZM183 157V156H182ZM181 157V158H182ZM258 157V156H257ZM257 157L256 158H254V160L255 159H257ZM78 158V157H77ZM80 158H81V156H80ZM82 158H83V156H82ZM87 158V157H86ZM96 158H98V157H96ZM100 158V157H99ZM100 158V159H101ZM176 158V157H175ZM180 158V157H179ZM230 158H231V156H230ZM237 158V157H236ZM240 157H238L237 159H239ZM249 158H251L250 156H249ZM264 158V157H263ZM44 159H45V157H44ZM62 159V158H61ZM67 160H69L68 158H66ZM89 159V158H88ZM131 159V158H130ZM185 159H187V158H185ZM222 159L224 160V162L222 161ZM236 159V160H237ZM241 159V158H240ZM244 159V158H243ZM262 159V158H261ZM260 159V160H261ZM60 160V159H59ZM59 160H58V162H59ZM63 160V159H62ZM83 160H85V159H83ZM82 160V161H83ZM90 160V159H89ZM92 160H95V159H92ZM133 160L134 159H132L131 161L133 162ZM178 160V159H177ZM242 160V159H241ZM66 161V160H65ZM81 161V162H82ZM127 161H125V163L127 162ZM131 161H130V163H131ZM181 161V160H180ZM187 161V160H186ZM252 161V160H251ZM262 161V160H261ZM57 162V163H58ZM70 162V161H69ZM69 162H67V163H69ZM77 162H78V160H77ZM85 162V161H84ZM86 162H87V160H86ZM96 162V161H95ZM121 162V163H122ZM137 162V163H138ZM179 162V161H178ZM177 162V163H178ZM223 162V163H222ZM230 162V161H229ZM239 162H240V160H239ZM246 162V161H245ZM249 162V161H248ZM258 162V161H257ZM88 163H89V161H88ZM125 163H123V165H122V167L123 166H125ZM233 163V162H232ZM236 163H237V161H236ZM243 163V162H242ZM260 163V162H259ZM263 163V162H262ZM90 164V163H89ZM126 164H128V163H126ZM200 164V163H199ZM209 164V165H208ZM237 164H239V163H237ZM250 164V163H249ZM261 164V163H260ZM69 165V164H68ZM87 165V164H86ZM92 165V164H91ZM137 165V164H136ZM178 165V164H177ZM208 165V166H207ZM229 165V164H228ZM233 165V164H232ZM241 165V164H240ZM248 165V164H247ZM246 165V166H247ZM262 165V164H261ZM89 166V165H88ZM93 166V165H92ZM91 166V167H92ZM119 166H121L120 164H119ZM129 166H130V164H129ZM128 166V167H129ZM138 166V165H137ZM179 166V165H178ZM218 166H216L217 168H218ZM229 166H231V165H229ZM235 166V165H234ZM237 166H239V165H237ZM243 166V165H242ZM132 167V166H131ZM177 167V166H176ZM176 167H174V168H176ZM213 168H215L214 166H212ZM223 167V168H224ZM41 168H43V170H41ZM60 168V169H59ZM124 168V167H123ZM135 168V167H134ZM139 169H141L140 167H138ZM172 168V167H171ZM180 168V169H181ZM203 168H201V169H203ZM226 168V167H225ZM243 168V167H242ZM119 169H122V168H119ZM132 169H133V167H132ZM216 169V168H215ZM227 169H228V167H227ZM231 169V168H230ZM130 170V169H129ZM146 170V171H145ZM170 170V169H169ZM179 170V169H178ZM213 170V169H212ZM219 170V169H218ZM237 170V169H236ZM123 171V170H122ZM126 171V170H125ZM139 171V170H138ZM137 171V172H138ZM141 171H143V170H141ZM177 171V170H176ZM203 171V170H202ZM205 171V170H204ZM203 171V172H204ZM211 171V170H210ZM220 171V170H219ZM223 171V170H222ZM226 171V170H225ZM224 171V172H225ZM97 172H98V174H97ZM126 172H129V171H126ZM125 172V173H126ZM133 172V171H132ZM136 171H134V173H135ZM172 172V171H171ZM214 172V171H213ZM218 172V171H217ZM93 173H95V174H97V177L96 178H90V180H88V179H85L87 182H85L84 184L83 183H81V179H82V177L81 176H87L88 177V174H93ZM119 173H121V172H119ZM134 173H132V174H134ZM170 173V172H169ZM202 173V172H201ZM207 173V172H206ZM215 173V172H214ZM213 173V174H214ZM45 174V173H44ZM138 174H139V172L136 174L137 176H138ZM141 174H144L143 172L141 173ZM172 174V173H171ZM175 174V173H174ZM218 174V173H217ZM219 174H220V172H219ZM235 174V173H234ZM234 174H233V176H234ZM27 175V176H28ZM31 175H33V174H31ZM31 175H30V177H31ZM94 175V174H93ZM93 175H90V176H92L93 177ZM101 175H104V174H101ZM106 175V176H107ZM121 175V174H120ZM123 175H125V174H123ZM127 175V174H126ZM125 175V176H126ZM149 175V176H148ZM176 175V174H175ZM187 175V174H186ZM186 175H185V178H186ZM200 175V174H199ZM199 175H198V177H199ZM208 175H210V173H208ZM7 176V177H6ZM42 176V175H41ZM41 176H39V177H41ZM56 176V177H57ZM83 176V177H84ZM85 176V177H86ZM114 176V177H115ZM136 176V177H137ZM140 176H142V175H140ZM172 176V175H171ZM174 176V175H173ZM179 176V175H178ZM183 176V175H182ZM214 176V175H213ZM216 176V175H215ZM218 176V175H217ZM236 176H238V178H242L241 180H243L244 178L246 179V183H247V185L244 187V189H235V187H233L234 189H230V190H225L224 188L222 189V190H220L219 189V191H215L214 193L213 192H211V190H210V194L208 193V194H204V196L202 195V197H201V195H200V197L201 198H193V195H192V200L190 199V201L188 200V201H186V202H184V203H182L181 202V200H180V202L183 204V205H179V206H176V204L178 205V203H176V200L175 199H173V200H175V206H176V208H174V207H172V208H174L173 210H170L171 211V214L169 215V217H166V218H160L161 220H159V221H154V223L153 222H150L151 224L153 223V225L151 226V224L149 225L150 227H147V226H145V224L143 225L141 222H139L138 221V223L136 222V224H134L131 228H130V234H131V236H130V238H129V241H126L127 242V244H128V242L129 243H135V242H141L140 240H144L145 242H149V243H156L157 241H158V243H159V240H161V239H164L167 235L169 236L170 234H172V233H170L171 231H173V233H175V232H177V233H179L180 234V230L182 229V228H184V227H182V220H185V222L187 221V222H189V226H188V232H187V230L186 231H183L184 233H183V236L182 237H184V240L183 241H180L181 243L183 242V243H188V242H192L193 243V241H194V239H195V237H197V233H199L198 232V230H200V229H202L201 228V226H200V224H202V223H199V220L200 219H202V217L203 218H206V217H204V216H209L210 218H211V220H212V217L214 218H216V222H217V220H218V223H219V221H220V223H222L221 225L222 226H220L219 224H216V225H219L220 227L218 228L219 230H217L218 232L216 233V235H214L213 237H214V239H212V240H210L211 242H210V244L211 243H213L214 245L212 246V245H210L208 248H207V252L205 253L206 254V256H207V254H209V251L211 250V249H213V247H215V246H217L218 244L220 245V243L222 244H224V243H226L227 241H225V242H223L224 240H223V238H224V236L225 235H231L232 234V236L234 237V236H237V237H239V238H242V239H244L245 241H246V238H248L247 239V243H249V242H251L250 241V239L253 237V235L255 234V233H257V231H259L260 230V228L262 229V226H264L263 224H264V167H256V165L254 164V162L252 163V164H250L249 166H247L246 168H243V169H241L240 170V172H238V173H236ZM6 177V178H5ZM34 177V176H33ZM39 177H36V178H38V179H40ZM43 177H44V175H43ZM80 177H81V179H80ZM95 177V176H94ZM117 177V176H116ZM120 177V176H119ZM119 177H117V178H119ZM124 177V176H123ZM127 177V176H126ZM144 177V176H143ZM196 177V176H195ZM210 177H211V175H210ZM209 177V178H210ZM9 178V179H10ZM32 178V177H31ZM35 178V177H34ZM46 177H44V178H42V179H45ZM57 178H59V177H57ZM61 178V177H60ZM107 178V177H106ZM108 178H109V176H108ZM116 178V179H117ZM122 178V177H121ZM121 178H120V180H121ZM127 178H129V177H127ZM201 178V177H200ZM200 178H199V181H200ZM204 178V177H203ZM202 178V179H203ZM209 178H208V181H209ZM4 179H5V181H4ZM37 179V180H38ZM47 179V178H46ZM46 179L44 180V181H46ZM52 179V178H51ZM64 179V178H63ZM110 179V178H109ZM113 179V178H112ZM115 179V180H116ZM143 179V178H142ZM141 179V180H142ZM183 179V178H182ZM205 179V178H204ZM214 179H215V177H214ZM221 179V178H220ZM231 179H232V177H231ZM233 179H234V177H233ZM236 179V178H235ZM34 180H36V179H34ZM36 180V181H37ZM50 180V179H49ZM49 180H47V181H49ZM57 180V179H56ZM114 180V181H115ZM130 180V179H129ZM129 180H128V182H129ZM181 180V179H180ZM186 180V179H185ZM187 180H188V177H187ZM194 180V179H193ZM195 180H197V179H195ZM194 180V181H195ZM207 180V179H206ZM205 180V181H206ZM224 181H225V179H223ZM222 180V181H223ZM28 181V180H27ZM41 181V180H40ZM43 181V180H42ZM63 181V180H62ZM108 181V180H107ZM109 181H112V180H109ZM127 181V180H126ZM149 181L150 180H147L146 182H145V184L148 182L149 183ZM175 181V180H174ZM234 181V180H233ZM233 181H232V183H233ZM235 181H237V180H235ZM234 181V182H235ZM15 182V183H16ZM23 182H24V180H23ZM53 182V181H52ZM56 182H58V181H56ZM60 182V181H59ZM84 182V181H83ZM120 182V181H119ZM125 182V181H124ZM127 182V183H128ZM152 182V181H151ZM154 182H152V183H154ZM183 182H184V180H183ZM196 182V181H195ZM194 182V183H195ZM212 182V181H211ZM219 182V181H218ZM243 182V181H242ZM12 183H13V181H12ZM12 183H10V185L12 184ZM14 183V184H15ZM26 183L27 182H25V184H23V186L24 185H26ZM39 183V182H38ZM51 183V182H50ZM49 183V184H50ZM110 183V182H109ZM115 183V182H114ZM118 183V181L116 182V184ZM120 183H122V180H121V182ZM126 183V182H125ZM125 183H123V184H125ZM130 183V182H129ZM178 182H176L175 184H177ZM179 183H181V182H179ZM185 183H186V181H185ZM188 183H191V182H188ZM187 183V184H188ZM194 183H192V184H194ZM200 183H201V181H200ZM199 183V184H200ZM202 183H204L203 181H202ZM222 183H224V182H222ZM225 183H227L226 181H225ZM244 183V182H243ZM242 183V184H243ZM18 184V185H19ZM22 184V183H21ZM28 184V183H27ZM52 184V183H51ZM54 184V183H53ZM60 184V183H59ZM64 185H66L67 186V184H65V183H63ZM110 184H112V182L110 183ZM139 184H140V182H139ZM145 184L143 185V182H142V184L141 185H143V186H145ZM174 184V185H175ZM221 184V183H220ZM236 184V183H235ZM17 185V187L19 188V186ZM32 185H34V184H32ZM35 185H39V184H35ZM76 185V184H75ZM75 185H72L73 187L75 186ZM114 185V184H113ZM111 186V188L112 187H114V186ZM127 185H129V184H127ZM126 185V186H127ZM140 185V186H141ZM147 185H149V184H147ZM177 185H179V184H177ZM202 185V184H201ZM215 185V184H214ZM226 185V184H225ZM231 185V184H230ZM238 185H240V184H238ZM30 186V185H29ZM42 186V185H41ZM56 185H54L53 187H55ZM59 185H57V187H58ZM72 186H71V188H72ZM107 186V185H106ZM109 186V187H110ZM116 186V185H115ZM120 186V185H119ZM125 186V185H124ZM139 186V185H138ZM143 186H142V188H143ZM188 186H190V185H188ZM195 186V185H194ZM198 186V185H197ZM203 186V185H202ZM201 186V187H202ZM6 187V186H5ZM8 187V186H7ZM9 187H11V186H9ZM28 187V186H27ZM26 187V188H27ZM32 188L34 187V186H31ZM56 187V188H57ZM62 186L60 185V188H61ZM65 187V186H64ZM69 187H70V185H69ZM76 187V186H75ZM117 187V186H116ZM115 187V188H116ZM122 187H123V185H122ZM132 187V186H131ZM146 187V186H145ZM144 187V188H145ZM148 187V186H147ZM173 187V186H172ZM180 187H181V185H180ZM182 187H183V185H182ZM186 187V186H185ZM205 187V186H204ZM218 187V186H217ZM227 187V186H226ZM230 187V186H229ZM238 187V186H237ZM240 187H241V185H240ZM14 188H16V187H14ZM13 188V189H14ZM20 188H22V186L20 187ZM25 188V187H24ZM30 188V187H29ZM37 188V187H36ZM35 188V189H36ZM40 188H43V187H40ZM68 188V187H67ZM71 188H70V190H71ZM106 188V187H105ZM104 188V189H105ZM110 188V189H111ZM114 188V189H115ZM124 188V187H123ZM150 188V187H149ZM154 188V187H153ZM171 188V187H170ZM184 188V187H183ZM193 188V187H192ZM232 188V187H231ZM4 189V188H3ZM23 189V188H22ZM28 189V188H27ZM31 189V188H30ZM29 189V190H30ZM34 189V188H33ZM32 189V190H33ZM110 189H109V191H110ZM125 189V188H124ZM123 189V190H124ZM178 189V188H177ZM186 189V188H185ZM189 190H190V188H188ZM198 189H200V188H198ZM7 190V189H6ZM16 190V189H15ZM26 190V189H25ZM24 190V191H25ZM32 190H30L31 192H33ZM43 190V189H42ZM45 190V189H44ZM52 190V189H51ZM106 190H108V188L106 189ZM131 190H132V188H131ZM148 190V189H147ZM153 190V189H152ZM152 190H150V192L152 191ZM154 190H156V189H154ZM169 190V189H168ZM192 190V189H191ZM209 190V189H208ZM217 190V189H216ZM20 191V190H19ZM40 192H41V190H39ZM39 191H38V193H39ZM47 191H49V190H47ZM73 191V190H72ZM114 191V190H113ZM117 191V190H116ZM122 192V190H120L119 189V192L117 191V193H121ZM165 191V190H164ZM174 191V190H173ZM203 191V190H202ZM201 191V192H202ZM1 192H4V191H1ZM22 192H23V190H22ZM26 192V191H25ZM35 192V191H34ZM37 192V191H36ZM98 192V193H97ZM100 192V193H101ZM112 192V191H111ZM115 192V191H114ZM125 191H123V193H124ZM143 192H144V189H143ZM147 191H145L144 193H146ZM149 192V193H150ZM161 192V191H160ZM160 192L159 193H157V194H159L160 195ZM165 192H167V191H165ZM204 192V191H203ZM206 192V191H205ZM5 193V192H4ZM3 193V194H4ZM12 193H13V191H12ZM16 193V192H15ZM21 193V192H20ZM53 193V192H52ZM74 193V192H73ZM97 193V194H96ZM106 193V192H105ZM116 193V194H117ZM126 193V192H125ZM144 193H142V194H144ZM162 193V192H161ZM185 193V192H184ZM184 193H183V195H184ZM26 194H28L27 192H26ZM37 194V193H36ZM41 194H43V191H42V193ZM70 194H72L71 192H70ZM108 194V193H107ZM151 194V193H150ZM150 194H148V195H150ZM155 194H156V192H155ZM167 194V193H166ZM170 196H171V194L170 193H168ZM188 194V193H187ZM190 194V193H189ZM198 194V193H197ZM13 195H14V193H13ZM17 195H20L19 193L17 194ZM24 194L22 193V195L21 196H23ZM29 195H30V193H29ZM33 195V194H32ZM31 195V196H32ZM45 195H48V197H49V201H51V200H53V199H51L50 198V195H49V192H48V194L47 193H45ZM44 195V196H45ZM54 195V194H53ZM57 195V194H56ZM55 195V198L59 195V193H58V195L56 196ZM62 195V194H61ZM64 195H66L67 196V193L66 194H63V196ZM118 195V194H117ZM116 195V196H117ZM124 196H125V194H123ZM132 195V194H131ZM148 195H147V198H148ZM164 195V194H163ZM15 196H16V194H15ZM20 196V197H21ZM27 196V195H26ZM33 196H35V194L33 195ZM37 196V195H36ZM40 196V195H39ZM42 196V195H41ZM52 196V195H51ZM105 197V195H102V196H100V199H101V197ZM107 196V195H106ZM109 196V195H108ZM107 196V197H108ZM111 196V195H110ZM115 196V195H114ZM121 196H122V194H121ZM128 196V195H127ZM146 196V195H145ZM166 196V195H165ZM175 196V195H174ZM190 196V195H189ZM48 197L46 198V199H48ZM53 197V196H52ZM62 197V196H61ZM156 197V196H155ZM161 197V196H160ZM167 197H168V195H167ZM179 197V196H178ZM188 197V196H187ZM14 197H12V199H13ZM30 197H28V199H29ZM35 198V197H34ZM64 198V197H63ZM62 198V199H63ZM106 198V197H105ZM109 198H111L112 199V196L111 197H109ZM109 198H106L107 200L109 199ZM118 198V197H117ZM168 198H170V197H168ZM174 198V197H173ZM177 198V197H176ZM181 198V197H180ZM190 198V197H189ZM4 199V198H3ZM18 199H21V198H19L18 197ZM33 199V198H32ZM62 199H61V201H62ZM72 199V200H71ZM103 199V198H102ZM116 199V198H115ZM115 199H112V201H114ZM123 199V198H122ZM129 199H132V198H129ZM144 199V198H143ZM158 199V198H157ZM186 199V198H185ZM188 199V198H187ZM1 200H2V198H1ZM5 200V199H4ZM9 200V199H8ZM15 200V199H14ZM25 200V199H24ZM55 200V199H54ZM58 200V199H57ZM56 200V201H57ZM96 200V199H95ZM98 200H99V198H98ZM110 200V199H109ZM117 200V199H116ZM119 200L121 201V199L119 198ZM149 200L151 201V199H150V197H149ZM170 200V199H169ZM11 201V200H10ZM9 201V202H10ZM17 201V200H16ZM26 201H28L27 199H26ZM34 201V200H33ZM55 201V202H56ZM60 201V202H61ZM64 201V200H63ZM100 201V200H99ZM102 201V200H101ZM104 201V200H103ZM129 201V200H128ZM136 201V200H135ZM155 201V200H154ZM160 201H163V200H160ZM168 201V200H167ZM183 201H184V198H183ZM3 204L2 205H4V202H3V200L1 201ZM18 202V201H17ZM20 202H22V201H20ZM46 202V203H45ZM59 202V201H58ZM118 202V201H117ZM116 202V203H117ZM124 202H126V199H125V201ZM6 203H8V202H6ZM11 203H13V202H11ZM10 203V204H11ZM25 203V202H24ZM57 203V202H56ZM104 203H106L105 201H104ZM108 204H111L110 203V201L109 202H107ZM106 203V204H107ZM120 203V202H119ZM129 203V202H128ZM128 203H127V205H128ZM130 203H131V201H130ZM149 203V202H148ZM147 203V204H148ZM158 203V202H157ZM160 203V202H159ZM158 203V204H159ZM168 203H170V202H168ZM167 203V204H168ZM25 204H28V203H25ZM55 204V203H54ZM103 204V203H102ZM101 204V205H102ZM106 204H103V205H106ZM107 204V205H108ZM120 204H122V203H120ZM119 204V205H120ZM132 204V203H131ZM156 204V203H155ZM161 204V203H160ZM180 204V203H179ZM1 205V204H0ZM13 205V204H12ZM99 205V204H98ZM98 205H96V206H98ZM102 205V206H103ZM112 205V204H111ZM110 205V206H111ZM114 205V204H113ZM124 205L126 206V203H124ZM130 205V204H129ZM157 205V204H156ZM174 205V204H173ZM5 207H7L6 205H4ZM3 206V207H4ZM20 206V205H19ZM118 206V205H117ZM123 206V205H122ZM125 206L123 207V209L125 208ZM142 206V205H141ZM148 206H149V204H148ZM153 206H155V205H152V207ZM162 206V205H161ZM8 207H10V205L8 204ZM7 207V208H8ZM100 207V206H99ZM150 207V206H149ZM158 207V206H157ZM108 208H110L109 206H108ZM145 208V207H144ZM148 208V207H147ZM154 208V207H153ZM168 208V207H167ZM170 208H171V205H170ZM171 208V209H172ZM10 209H11V207H10ZM98 209V208H97ZM110 209H113V208H110ZM109 209V210H110ZM116 209H117V207H116ZM119 209V208H118ZM129 209V208H128ZM151 209V208H150ZM156 209V208H155ZM155 209H152V210H154L155 211ZM158 209H160L159 207H158ZM121 210H122V208H121ZM6 211V210H5ZM8 211V210H7ZM15 211V212H14ZM19 211V212H18ZM70 211H68V212H70ZM98 211V213H99V209L97 210ZM102 211H103V209H102ZM115 211V210H114ZM119 211V210H118ZM117 211V213L116 212H114L115 214H119L120 212H118ZM137 211V210H136ZM143 211V210H142ZM145 211L147 212V209H145ZM151 211V210H150ZM149 211V212H150ZM166 211V210H165ZM169 211V212H170ZM106 212H107V210H106ZM122 212H124V210L122 211ZM122 212L120 213V214H122ZM128 212V211H127ZM126 212V214L128 215V213ZM135 212V211H134ZM148 212V214H150ZM153 212V211H152ZM158 212V211H157ZM156 212V213H157ZM163 212H164V207H163ZM168 212V211H167ZM11 212H10V214H12ZM28 213V212H27ZM65 213H67V212H65ZM71 213V212H70ZM93 213V212H92ZM108 213V212H107ZM113 213V212H112ZM136 213V212H135ZM134 213V214H135ZM139 213V212H138ZM144 213V212H143ZM156 213H152L153 215H155ZM159 213H160V210H159ZM166 213V212H165ZM7 214H8V212H7ZM100 214V213H99ZM104 214V213H103ZM115 214L113 215L114 217H115V219L117 218V216H115ZM146 214V213H145ZM158 214V213H157ZM12 215H14V214H12ZM73 215V216H74ZM109 216H110V214H108ZM123 215V214H122ZM121 215V216H122ZM125 215V214H124ZM130 215V214H129ZM142 215V214H141ZM144 215V214H143ZM152 215V216H153ZM160 215H162V214H160ZM165 215V214H164ZM230 215L232 216V217H234V218H232V219H230V218H228L227 216H229L230 217ZM9 216V215H8ZM91 216H92V214H91ZM96 216V215H95ZM100 216V215H99ZM101 216H103L102 214H101ZM112 216V217H113ZM156 216V215H155ZM4 217H6L5 219L6 220H8L9 219V217H7V215H6V213L4 214V210L2 209V206H1V208H0V221H2L1 220V218H4ZM12 217V216H11ZM17 216H15V218H16ZM113 217V218H114ZM119 217H120V215H119ZM137 217V216H136ZM139 217V216H138ZM137 217V218H138ZM148 217H149V215H148ZM147 217V218H148ZM159 217H161V216H159ZM165 217V216H164ZM226 217L228 218L227 220H225L226 219ZM25 218V217H24ZM74 218H77V217H74ZM103 218V217H102ZM101 218V219H102ZM107 218H108V216H107ZM106 218V219H107ZM112 218V219H113ZM121 218V217H120ZM125 218H126V216H125ZM127 218H128V216H127ZM140 219L142 218V217H139ZM144 218H145V216H144ZM147 218H145V219H147ZM200 218V219H199ZM214 218V219H215ZM11 219V218H10ZM13 219V218H12ZM17 219H18V217H17ZM16 219V220H17ZM67 219H69L68 221V223L66 222L67 221ZM105 219V218H104ZM105 219V221H104V223H106V220ZM114 219V220H115ZM122 219V218H121ZM131 219V218H130ZM134 220L136 219V218H133ZM149 219V218H148ZM151 219V218H150ZM154 219V218H153ZM157 219V218H156ZM159 219V218H158ZM95 220H96V218H95ZM110 220V219H109ZM120 220V219H119ZM123 220V219H122ZM125 220V219H124ZM138 220V219H137ZM142 220H143V218H142ZM141 220V221H142ZM155 220V219H154ZM204 220V219H203ZM205 220H207V219H205ZM204 220V221H205ZM5 220H3V222H4ZM13 221V220H12ZM22 221V220H21ZM100 221V220H99ZM111 221L112 220H110V222L108 221V226H109V223H111ZM116 221H117V219H116ZM129 221H132V220H129ZM143 221H145V220H143ZM142 221V222H143ZM147 221V220H146ZM210 221V220H209ZM213 221V220H212ZM8 222H9V220H8ZM7 222V223H8ZM38 223V222H43V225L41 226V228H39V230H38V227L35 229V228H33V226H34V224L35 223ZM74 222V221H73ZM77 222V221H76ZM118 222H120V221H118ZM117 222V223H118ZM123 222H125V221H123ZM122 222V223H123ZM203 222V221H202ZM208 222V221H207ZM215 222V221H214ZM5 223H6V221H5ZM22 223V222H21ZM95 223H96V221H95ZM103 223V222H102ZM115 223V222H114ZM122 223H120V224H122ZM128 223V222H127ZM144 223H147V222H144ZM184 223V222H183ZM210 223V222H209ZM209 223H207V225H206V227L208 226V224ZM3 224V223H2ZM12 224H14L15 226L13 227L12 226ZM42 224V223H41ZM113 224V223H112ZM130 224V223H129ZM148 224V223H147ZM186 224V223H185ZM204 224H202V227H203V225ZM212 224V223H211ZM71 225V224H70ZM92 225H93V223H92ZM95 225V224H94ZM103 225V224H102ZM105 225V224H104ZM116 225H118V224H116ZM122 225H124V224H122ZM188 225V224H187ZM2 226H4V225H2ZM37 226V225H36ZM47 226H51L49 229L47 228ZM101 226V225H100ZM106 226H107V223H106ZM111 226V225H110ZM109 226V227H110ZM211 226V225H210ZM40 227V226H39ZM70 227V226H69ZM95 227V226H94ZM97 227V226H96ZM120 227V226H119ZM119 227H116V230H119ZM122 227V226H121ZM130 227V226H129ZM182 227V228H181ZM186 227V226H185ZM206 227H205V229H206ZM257 227H259L258 229H257ZM72 228V227H71ZM74 228H76V227H74ZM73 228V229H74ZM101 228V227H100ZM99 228V229H100ZM102 228H104V227H102ZM107 227H105V229H106ZM112 228H114L113 226H112ZM118 228V229H117ZM212 228H214V227H212ZM68 229V228H67ZM98 229V232H97V234L95 235V240H96V242H95V245L97 246L96 248H97V250H95V251H100V249H101V247H102V249L105 247L104 245L106 244V238L107 237H105V232H104V230H99ZM110 229V228H109ZM121 229V228H120ZM127 230H128V228H126ZM208 229V228H207ZM210 229V228H209ZM264 229V228H263ZM75 230V229H74ZM76 230H77V228H76ZM76 230L74 231V232H76ZM122 230H123V228H122ZM184 230V229H183ZM211 230V229H210ZM209 230V231H210ZM214 230L216 231V229L214 228ZM213 230V231H214ZM107 231V230H106ZM115 231V230H114ZM114 231H113V233H114ZM121 231V230H120ZM125 231V230H124ZM203 231H204V229H203ZM202 230H201V232H203ZM206 231V230H205ZM205 231L203 232L204 234H205ZM212 231V232H213ZM109 232H110V230H109ZM116 232V231H115ZM119 232V231H118ZM117 232V233H118ZM207 232V231H206ZM260 232V231H259ZM263 232V231H262ZM68 233V232H67ZM70 233V232H69ZM81 233V234H82ZM107 233V232H106ZM117 233L115 234V236L117 235ZM125 233V232H124ZM127 233V232H126ZM126 233H125V235H126ZM168 233H170V234H168ZM214 233V232H213ZM230 233V234H229ZM1 234H4L5 236H3V235H1ZM73 234V233H72ZM207 234V233H206ZM77 235H79V234H77ZM93 235V234H92ZM91 235V236H92ZM112 235V234H111ZM110 235V236H111ZM209 235V234H208ZM210 235H212V234H210ZM257 235V234H256ZM255 235V236H256ZM260 235H261V233H260ZM260 235H258L259 237H260ZM263 235V234H262ZM72 236H74V235H72ZM109 236V235H108ZM167 236V237H168ZM172 236V235H171ZM174 236H175V234H174ZM177 236V235H176ZM198 236H200V235H198ZM79 237H81V236H79ZM86 237V238H87ZM117 237V236H116ZM116 237H115V239H116ZM119 237H120V234H119ZM208 237V236H207ZM227 237V236H226ZM230 237V236H229ZM229 237H228V239H229ZM236 237V238H237ZM91 238V237H90ZM111 238V237H110ZM114 238V237H113ZM118 238V237H117ZM123 238H124V236H123ZM179 238V237H178ZM177 238V241L179 240ZM201 238V237H200ZM203 238V237H202ZM211 238H212V236H211ZM210 238V239H211ZM232 238V237H231ZM257 238V237H256ZM40 239H41V237H40ZM39 239V240H40ZM42 239H43V236H42ZM76 239H78V238H76ZM107 239H109V237L107 238ZM128 239V238H127ZM168 239H170L168 242H167V244L168 245H170V244H174L173 243V239H171V238H168ZM167 239V240H168ZM198 239H199V237H198ZM207 239H209V237L207 238ZM206 239V240H207ZM223 241H222V240ZM227 239V238H226ZM234 238H232V239H230L231 241L233 240ZM253 239V238H252ZM257 239H259V238H257ZM257 239H256V241H257ZM261 239H262V237H261ZM75 240V239H74ZM93 240V239H92ZM124 240H126V239H124ZM182 240V239H181ZM196 240V239H195ZM200 240V239H199ZM239 240V239H238ZM254 240V239H253ZM77 241V240H76ZM86 241H88V240H86ZM85 241V242H86ZM123 241V240H122ZM175 241H176V239H175ZM201 241H203L202 239H201ZM220 241H222V242H220ZM244 241V242H245ZM44 242V241H43ZM78 242H80V241H78ZM89 242H90V239H89ZM88 242V243H89ZM94 242V241H93ZM163 242V241H162ZM196 242V241H195ZM199 242V241H198ZM197 242V243H198ZM207 242H209V241H207ZM243 242V243H244ZM258 242V241H257ZM259 242H261L260 240H259ZM83 243H84V241H83ZM91 243V242H90ZM110 243V242H109ZM112 243H113V241H112ZM115 243H117V244H119V242H115ZM123 243H125V242H123ZM142 243V242H141ZM179 243V242H178ZM196 243V244H197ZM203 243H205V242H203ZM227 243H229V242H227ZM226 243V244H227ZM231 243H233V242H230V244H227V245H230L231 246ZM235 243H236V241H235ZM246 243V244H247ZM252 243V242H251ZM254 243V242H253ZM263 243H264V241H263ZM44 244V243H43ZM75 244V243H74ZM77 244V243H76ZM92 244V243H91ZM94 244V243H93ZM114 244V243H113ZM112 244V245H113ZM126 244V245H127ZM130 244V245H131ZM138 244V243H137ZM164 244H165V242H164ZM177 244V243H176ZM195 244V245H196ZM200 244H201V242H200ZM199 244V245H200ZM207 244V243H206ZM234 244V243H233ZM233 244H232V246H233ZM237 245H238V243H236ZM235 244V245H236ZM262 244V243H261ZM260 244V245H261ZM36 245V246H35ZM42 245V244H41ZM41 245H39V246H41ZM78 245V244H77ZM107 245V244H106ZM110 245V244H109ZM136 245V244H135ZM142 245V244H141ZM148 245V244H147ZM181 245L182 244H179V246L181 247ZM184 245V244H183ZM192 245V244H191ZM195 245L193 244V247L195 248ZM225 245V244H224ZM224 245H222L223 247H226V246H224ZM239 245H241L240 244V242H239ZM245 245V244H244ZM251 245V244H250ZM104 246V247H103ZM151 246V245H150ZM154 246H157V243H156V245H154ZM161 246V245H160ZM171 246V245H170ZM169 246V247H170ZM177 246V245H176ZM204 246V245H203ZM202 246V247H203ZM222 246H221V248H222ZM232 246L230 247L231 249H232ZM246 246H248V245H246ZM255 246H256V244H255ZM37 247V248H36ZM76 247V246H75ZM94 246H92V248H93ZM119 247V246H118ZM129 244L127 245V248L124 250L123 249V252L121 253V254H119L118 256H116L115 258H116V262L118 263V264H122L123 262L122 261H124V260H127L129 257H131V253H132V250L131 249H129ZM147 247V246H146ZM145 247V248H146ZM163 247V246H162ZM169 247H167L168 249H169ZM172 247H174V245L172 246ZM185 247H187V245L185 246ZM190 247V246H189ZM188 247V248H189ZM192 247V246H191ZM198 247V246H197ZM196 247V249H198ZM237 247H239L240 248V246H237ZM242 247V246H241ZM26 248V247H25ZM28 248H29V246H28ZM40 248H42V247H40ZM79 248V247H78ZM95 248V247H94ZM124 248V247H123ZM133 248V247H132ZM136 248V247H135ZM154 248V247H153ZM158 248V247H157ZM164 248H165V246H164ZM177 248V247H176ZM179 248V247H178ZM188 248H187V250H188ZM201 247H199V249H200ZM216 248V247H215ZM234 248V247H233ZM245 248V247H244ZM249 248H250V246L248 247V250H249ZM258 248V247H257ZM30 249V248H29ZM31 249H30V251H31ZM111 249V248H110ZM137 249H139V248H136V249H134V250H137ZM174 249V248H173ZM219 249V248H218ZM225 249V248H224ZM237 249V248H236ZM40 250V249H39ZM115 250H116V248H115ZM114 250V251H115ZM145 250H147V249H145ZM148 250H150V249H148ZM152 250V249H151ZM154 250V249H153ZM158 250V249H157ZM165 250V249H164ZM181 250H183V249H181ZM185 250V249H184ZM194 250V249H193ZM206 250V249H205ZM243 250V249H242ZM26 251V250H25ZM28 251V250H27ZM30 251H28V252H30ZM37 251V250H36ZM78 251V250H77ZM103 250H101V252H102ZM107 251V250H106ZM112 251V250H111ZM110 251V252H111ZM142 251H143V249H142ZM156 251V250H155ZM166 251V250H165ZM174 251H176L177 252V249H174ZM180 251V250H179ZM190 251H192V250H190ZM194 251H196V250H194ZM201 251V250H200ZM223 251V250H222ZM232 251V250H231ZM231 251H229L230 253H231ZM80 252V251H79ZM82 252V251H81ZM91 252H93V249H92V251ZM104 252V251H103ZM119 252V251H118ZM134 252V251H133ZM146 252V251H145ZM149 252V251H148ZM164 252V251H163ZM173 252V251H172ZM172 252H171V256H173L174 254H172ZM187 252V251H186ZM211 252H212V250H211ZM218 252H219V250H218ZM217 252V253H218ZM221 252V251H220ZM228 251H225L224 252V254H222V258H220V260L218 259V261H215V260H213L214 258L213 257H211V258H213V259H211V260H213L212 262L210 261V263L209 264H225V263H227V262H229V261H227L228 259H230V257H231V255L230 256H228V253H227ZM233 252V251H232ZM235 252V251H234ZM233 252V253H234ZM238 252H239V250H238ZM240 252H242V251H240ZM244 252V251H243ZM96 253V252H95ZM95 253H93V254H95ZM109 253V252H108ZM138 252H136V254H137ZM157 253V252H156ZM159 253V252H158ZM165 253V252H164ZM168 253V252H167ZM167 253H165V254H167ZM184 253V252H183ZM188 253V252H187ZM191 253V252H190ZM189 253V254H190ZM195 253V252H194ZM193 253V254H194ZM204 252H202V254H203ZM213 253H214V250H213ZM212 253V254H213ZM237 253V252H236ZM248 253V252H247ZM27 254V253H26ZM31 254V253H30ZM33 254H35V253H33ZM74 254V255H73ZM79 254V253H78ZM102 254V256H103V254L104 253H101ZM107 254V253H106ZM111 254H113V252L111 253ZM118 254V253H117ZM135 254V255H136ZM142 254V253H141ZM144 254H146V253H144ZM143 254V255H144ZM154 254V253H153ZM160 254V253H159ZM162 254V253H161ZM165 254H163V255H165ZM177 254V253H176ZM181 254V253H180ZM193 254H190V255H192V257H193ZM238 254V253H237ZM240 254V253H239ZM88 255H90V254H88ZM88 255H87V257H88ZM139 255V254H138ZM142 255V256H143ZM157 255V254H156ZM170 255L168 256L169 258H170ZM186 255V254H185ZM198 255H201V254H198ZM215 255V254H214ZM217 255V254H216ZM250 255V254H249ZM27 256H31V255H27ZM34 256V255H33ZM77 256V255H76ZM81 256H83V255H81ZM97 256V255H96ZM96 256H95V258H96ZM99 256V255H98ZM105 256V255H104ZM145 256V255H144ZM148 256H150V253H149V255ZM160 257L159 258H161V255H159ZM166 256V258L164 259L163 257L161 258V259H163V260H166L168 257ZM203 256V255H202ZM220 256V255H219ZM239 256H242V255H239ZM245 256V255H244ZM248 256V255H247ZM246 256V257H247ZM90 257V256H89ZM101 257V256H100ZM114 257V256H113ZM132 257H134L133 256V254H132ZM131 257V260L133 259ZM139 257H141L140 255H139ZM182 257V256H181ZM183 257H185L184 256V254H183ZM191 257V258H192ZM208 257V256H207ZM237 257V256H236ZM30 258V257H29ZM34 258H35V256H34ZM38 258H39V256H38ZM71 258V257H70ZM69 258V259H70ZM75 258V257H74ZM73 258V259H74ZM110 258V257H109ZM148 258V257H147ZM157 258V257H156ZM179 258V257H178ZM191 258H189V259H191ZM194 258V257H193ZM198 258V257H197ZM196 258V259H197ZM200 258V257H199ZM204 258H205V256H204ZM239 258V257H238ZM91 259V258H90ZM94 258H92V260H93ZM99 259H102V258H99ZM99 259H98V261H99ZM114 259V258H113ZM113 259H111V261L113 260ZM135 259H136V257H135ZM142 259H144L143 257H142ZM146 259V258H145ZM158 259V258H157ZM157 259H155V261L157 260ZM175 259V258H174ZM181 259V258H180ZM195 259V258H194ZM205 259H207V258H205ZM209 259H210V257H209ZM231 259H232V257H231ZM231 259H230V263L229 264H238L239 263V260H237V258L235 259V260H232L231 261ZM242 259V258H241ZM246 258L244 257V260H245ZM27 260V259H26ZM67 260H68V258H67ZM72 260V259H71ZM77 260V259H76ZM81 260V259H80ZM95 260V259H94ZM105 260V259H104ZM110 260V259H109ZM108 260V261H109ZM152 260H153V258H152ZM160 260V259H159ZM159 260H157V261H159ZM170 260V259H169ZM173 260V259H172ZM184 260V259H183ZM187 260V259H186ZM28 261V260H27ZM39 261H40V259H39ZM66 261V260H65ZM103 261V260H102ZM128 261V260H127ZM140 261H143V260H141L140 259ZM154 261V262H155ZM161 261V260H160ZM166 261H168V260H166ZM178 262L177 263H179V262H181L180 260H177ZM191 261V260H190ZM193 262H194V260H192ZM191 261V262H192ZM199 261H201V260H197V264H200L199 263ZM207 261V260H206ZM209 261V260H208ZM241 261V260H240ZM29 262H30V260H29ZM72 262H75V261H72ZM71 262V263H72ZM101 262V261H100ZM99 262V263H100ZM110 262V261H109ZM147 262H148V260H147ZM165 262V261H164ZM169 262H171V261H169ZM168 262V263H169ZM174 262V261H173ZM187 262H188V260H187ZM204 262V261H203ZM202 262V263H203ZM244 263L243 264H264V245H262V248H258L251 256H249L245 261H243ZM40 263V262H39ZM94 263H95V261H94ZM98 263V262H97ZM107 263V262H106ZM128 263V262H127ZM175 263H176V261H175ZM183 263V262H182ZM201 263V264H202ZM205 263V262H204ZM31 264V263H30ZM36 264V263H35ZM66 264H68L67 262H66ZM73 264V263H72ZM75 264H77V263H75ZM93 264V263H92ZM101 264V263H100ZM103 264V263H102ZM109 264V263H108ZM112 264V263H111ZM113 264H116V263H113ZM135 264H137V263H135ZM150 264V263H149ZM153 264V263H152ZM157 264V263H156ZM163 264V263H162ZM174 264V263H173ZM185 264V263H184ZM190 264V263H189ZM192 264V263H191ZM194 264V263H193ZM239 264H241V263H239Z\"/></svg>", "mask_w": 264, "mask_h": 264}, {"label": "rangeland", "instance_id": "obj_2", "mask_svg": "<svg viewBox=\"0 0 264 264\" xmlns=\"http://www.w3.org/2000/svg\"><path fill=\"white\" fill-rule=\"evenodd\" d=\"M66 2H67V4H66V6L67 7H65L63 10H62V12H61V14H60V16H59V14H56V15H54L55 17H54V19L53 20H55V21H65L66 20V18H67V16H69V14H70V12H71V9H73V8H76V6H78V5H80V4H86V3H88L89 1H91V0H85V1H83V0H65ZM78 1H79V3L80 4H78ZM131 2H129V0L127 1V0H125V2L123 1L122 3L123 4H121V5H123L122 6V16L120 15V19L118 18L117 19V21L116 22H114V24L113 25H115V27H119V26H121L123 23H125V22H127V21H129V20H131V18H133V16H135L140 10H142V9H144L145 8V2L143 1V0H130ZM135 1V2H134ZM139 1V2H138ZM143 1V2H142ZM158 1V4H159V7L161 8V6H162V8H161V10L164 8V10H166L167 9V6H168V12L171 14L172 13V15H170V20L168 21V32L166 33V32H164L163 33V35H155V32H157L159 29L158 28H155V29H157V31L156 30H154V29H151V30H149V27L148 26H156V24L154 25V24H149L148 23V25L147 24H143V25H141V27L139 28L140 30L138 31V35H136L137 33H135V38H131V37H133L134 36V34H132V35H130V36H128L127 38H125V40H128V41H125V43L123 44V43H120V42H118V41H116L117 40V38H115L116 37V34H115V32H114V30H115V27L113 26V27H111V29L113 28V30H104L105 31V35H104V31H103V29H102V26H101V28H99L98 27V25H95V27L93 28L94 29V31H92L91 33H92V35H91V33L88 35V34H78V33H75V32H73L74 34L72 35L71 33H70V31H71V29L70 30H68V32L66 33V34H68V35H66L65 36V38H64V40H67V41H64L63 43L64 44H67V45H69L71 42H74V40L76 39V41H75V43L77 44V45H79V44H81L82 45V40L83 39H87L86 40V46H87V48H85L86 46H85V44H84V46L85 47H83V49L85 50V52H83V55H80V51L82 50V49H79L77 46H73V47H70V48H67V54H66V56L65 55H63V54H61V56H63L61 59H59V61H58V63L61 65V66H64V69H66V66H67V70L69 71L71 68H69V67H72V69L73 70H70L69 72H66V73H69V74H67L66 75V77H67V81L69 82V83H71V84H69V83H67V86L65 87V89L63 88V90H58V89H60V87H57L56 85H55V89H53V87L50 85H47V84H49L48 82H47V80L46 79H42V77H44V75L45 76H47V73L49 74V73H51L49 70H47V68L50 66L51 67V61H49V59L50 60H53V55H51V54H54L53 52V49L51 48V42L50 41H48L47 39H45V41H44V38L42 39L41 38V40H43V41H41L40 40V42H39V44H38V48H40L41 46V48L39 49V52H41V50H42V52L40 53V54H38V58H35L34 60H36V61H34L31 65L32 66H29L28 68H26V69H20V73L18 72V68L16 69L17 70V73H13V72H11L12 70H14V68H12L11 66L13 65V64H15V62L12 64V58L10 59L11 61H10V63H5V64H3L2 65V69H6V68H8V69H6L5 70V72H4V70H2L1 69V66H0V75L4 78L3 79V83H2V85L6 88V90H7V92H8V96H6L5 98H7L6 100H7V102H8V104H6V103H4V104H2V103H0V117H6L5 115L7 114L6 112H8L9 111V109H11V108H13V107H11V105H13V106H15V103L13 102V99L11 98V94H10V92L11 91H15V95L17 96V97H19L18 95H19V93L18 92H16V90H15V88H18V89H21V91H26V93H28V95L30 94L29 92H33L36 88H38V85H39V83H40V85L43 83V85H39V88H38V94H37V96H39L40 97V93L42 94V98L41 99H44L43 100V102H39L38 103V101L40 100V98L39 97H37L36 98V102L38 103L37 104V106L39 107V106H41V104H42V106H41V109L39 110V108L37 107V109H38V111L40 112H43L44 114H46L47 112H49V110H51V105H52V101L54 100H52V96L54 95V94H57V95H54V98L56 97L57 99H60L62 96L64 97V96H67L70 92H71V90L72 89H75V87H73L72 89L70 88L72 85L74 86L75 85V82L76 81H74V80H76V74L74 75L73 73H77L78 74V71L80 70V65H81V62H82V64H86L87 63V65L88 66H90L92 69H93V72H95V73H91V77L90 78H92V79H90L91 80V83L92 84H97L101 79H103V78H100L101 76H99L98 77V75H101V74H99L100 72H102L103 70H105V71H103V72H105L106 74H105V76H107L108 77V73L109 72H111L110 73V75L112 76H110V78L108 77V79H111V78H115L114 76H113V73H114V65H111V63L112 64H119V65H123V66H126V64H127V67L126 68H128L129 69V67L131 68V70H134V69H140V67H137V66H135L134 67V65H132V64H134L133 63V60L135 59H133V57H136L137 59L138 58H143L144 57V55L146 54V57H147V54L151 51V49L152 48H154L155 49V51H154V49H153V51H151V55H149V56H151V57H149L150 59L151 58H155V57H157V56H159V51L160 50H158V49H160V45H161V41L160 40H170L171 39V36H173L175 33H177L178 31H177V29L178 28H181V26L182 27H184L185 26V24H186V26H187V24H189L190 23V21H189V23L187 22V23H185L184 24V26L182 25V22L183 21H185V20H181L182 18H183V15H184V12H183V9L185 8V6L187 5V6H193L194 5V3H195V5H196V7L198 6V4L200 5L201 4V6H198L197 8H196V14H195V16L198 14V16H196V17H198L199 18V20H198V28H199V30H200V32L196 35V36H199V35H201V33L203 34L202 36H201V42L200 41H195L194 42V44H193V42H191L192 44H190V45H194V46H187L186 48H187V50H188V52H190V51H193V52H196L197 51V53L198 54H200V52L199 51H201V54L200 55H203L204 56V60L201 58V57H203V56H201L200 57V59L201 60H203V61H205L206 59L205 58H208L209 57V53L210 52H214V47H215V41L217 40V38L219 37V35H221V32L224 30V32H226L225 34V38L227 37V36H229V35H233V36H230V37H227V39H226V44H224V46H225V48H224V46L217 52L218 54L217 55H219V53H221L220 55H219V59L220 58H222V57H224L223 56V54H225V56L227 55V53L229 52V50H230V52H231V57L229 56V54L226 56L228 59L229 58H231V59H229V60H227V62L229 63V62H232V63H236V61H238L237 63H239V59H242L243 57V59H245V60H249L248 58H252V53H251V49L253 48L252 46H248V44H251V42L252 41H257L258 39H260L261 41V43L262 42H264L262 39H264V38H262V37H264V36H261V35H264V19H263V21H260L261 22V24H259L258 25V23H255V25L254 24H252V21H251V19H247V18H243V14L242 13H240L239 14V16L240 17H242V19H240V17L238 16V17H236V19L237 20H235V22L236 23H238V24H240L239 26L240 27H238V25L234 22V24H232L231 26L230 25H227V26H229V27H227V26H222V27H220L219 29L221 30H219V31H217V29L216 30H214V33L212 32V34L210 35L209 33H207V31H204L205 30V28L207 27V28H210L211 26L213 27V28H215V26L213 25V23L215 22V19H216V21H224V18L226 17V14H225V11L223 12L222 11V9L224 10L225 8L223 7L222 9H221V7L222 6H219V7H213V10L212 9H210V8H212V7H206V6H208L209 4L208 3H205L206 1H200L199 3H196L195 2V0H190L187 4H185V6L184 5H181V4H179V5H177V4H175L174 3V1L175 0H157ZM239 1V0H238ZM245 1H247V0H245ZM248 1H250V2H248ZM247 2L248 3H254L253 2V0H248ZM70 2V3H69ZM133 2V3H132ZM159 2H161V3H159ZM164 2V3H163ZM167 2H170V3H167ZM190 2H192V3H190ZM203 2V3H202ZM27 4L24 6L23 5V3L21 2L19 5H18V9L16 8H13L14 10H17V11H14V10H12L11 11V13L9 14V15H14L15 16V18H14V16H10V20L8 19L9 18V15L8 16H5V15H1V16H3V17H1L2 19L3 18H5V19H1V22L3 23H1L0 24V26H3V27H1L0 28V37H2L4 34V37H2V39L0 38V46L2 45V44H4V40L6 39V37H7V35H9V34H13V33H15L14 35H17V37H19V36H23L25 33H30V32H28L30 29H32L33 27L34 28H36V26H38L39 24H41L40 23V18L36 15H33V14H31L30 13V11H28L29 10V3H30V0H27V2H26ZM69 3V4H68ZM127 3V4H126ZM138 3V4H137ZM140 3V4H139ZM144 3V4H143ZM166 3V4H165ZM171 3H173L172 5L173 6H171ZM72 4V5H71ZM75 4V5H74ZM126 4V5H125ZM129 4V5H128ZM162 4V5H161ZM174 4L176 5V6H174ZM193 4V5H192ZM208 4V5H207ZM229 4H231L232 5V3H229ZM73 5H74V7H73ZM132 5V6H131ZM137 5V6H136ZM125 6H128V7H125ZM142 6V7H141ZM170 6V7H169ZM179 6V7H178ZM181 6V7H180ZM184 6V7H183ZM210 6V5H209ZM132 7V8H131ZM137 7H140V8H137ZM172 7V8H171ZM176 7V8H175ZM205 7V8H204ZM21 8V9H20ZM25 8V9H24ZM136 8V9H135ZM166 8V9H165ZM173 8H175V12H174V10H173ZM178 8H180V9H178ZM183 8V9H182ZM200 8V9H199ZM202 8V9H201ZM217 8V9H216ZM226 8H228V7H226ZM22 9H24L23 11H22ZM28 9V10H27ZM69 9H70V11H69ZM128 9V10H127ZM129 9H131V11H129ZM171 9V10H170ZM204 9V10H203ZM209 9H210V11H211V13L209 14ZM21 10V11H20ZM124 10V11H123ZM176 10H179V11H177L176 12ZM219 11V13H218V11ZM14 11V12H13ZM26 11H28V13L26 12ZM63 11H65L64 13H63ZM67 11V12H66ZM126 11V12H125ZM135 11V12H134ZM171 11V12H170ZM204 11H206V12H204ZM213 11H214V13H213ZM18 12H19V14H18ZM20 12H21V14H20ZM137 12V13H136ZM198 12V13H197ZM200 12H202V13H200ZM220 12H221V15H220ZM13 13H15V14H13ZM24 13V14H23ZM69 13V14H68ZM134 13V14H133ZM168 13V14H169ZM205 13V14H204ZM224 13V15L222 16V14ZM22 14L23 15H25V17L24 16H22ZM32 16H30V15ZM127 14V15H126ZM181 14V15H180ZM203 15V18H202V15ZM214 14V15H213ZM215 14H217V15H215ZM258 14V13H257ZM126 15V16H125ZM161 15H163L162 13H161ZM175 15V16H174ZM206 15H208L207 16V19H206ZM5 16V17H4ZM29 18H28V17ZM179 16V17H178ZM181 16V17H180ZM200 16V17H199ZM65 17V18H64ZM127 17V18H126ZM161 17V16H160ZM174 17H176V19L174 18ZM205 17V18H204ZM210 17H217V18H219V20L217 19V18H214V19H212V18H210ZM221 17H222V19H221ZM14 18V19H13ZM20 18V19H19ZM23 18V19H22ZM33 18V19H32ZM123 18V19H122ZM174 18V19H173ZM177 18H180V20L179 19H177ZM197 18V19H198ZM13 19V20H12ZM59 19H62V20H59ZM97 19V24H99V19L98 18H96ZM123 21H122V20ZM162 19H164V16H162ZM161 19V20H162ZM206 19V20H205ZM221 19V20H220ZM9 20V21H8ZM23 20V21H22ZM34 22H33V21ZM203 20V21H202ZM209 20H210V23H209ZM241 20V21H240ZM244 20V21H243ZM245 20H247V21H245ZM249 20V21H248ZM6 21V22H5ZM8 21V22H7ZM13 21V22H12ZM16 21V22H15ZM31 21H32V23H31ZM68 21H70L69 19H68ZM125 21V22H124ZM172 21V22H171ZM178 21H180V22H178ZM214 21V22H213ZM239 21H240V23H239ZM10 22H11V24H10ZM28 22V24H26ZM170 22V23H169ZM203 22V23H202ZM251 22V23H250ZM71 23V22H70ZM174 23V24H173ZM206 23H207V25H206ZM243 23L245 24V26H243ZM249 23V25H250V27H249V25H247ZM9 24V25H8ZM15 24V25H14ZM25 24V25H24ZM36 24V25H35ZM173 25L174 27H172L171 25ZM177 24V25H176ZM203 26H205L206 25V27H203ZM208 24H210V25H208ZM237 25V28L236 29H233L234 27H236V25ZM263 24V25H262ZM12 25V26H11ZM19 25V26H18ZM23 25V26H22ZM28 26V27H25V26ZM72 25V24H71ZM119 25V26H118ZM242 25V26H241ZM256 26L255 28L254 27H252V26ZM262 25V26H261ZM33 26V27H32ZM145 28H144V27ZM158 26V25H157ZM176 26V27H175ZM178 26V27H177ZM180 26V27H179ZM185 26V27H186ZM234 26V27H233ZM70 28L72 27L73 28V26H69ZM143 27V28H142ZM172 27V28H171ZM200 27H201V29H200ZM225 29H224V28ZM242 27H244V29L245 28H247V27H249V28H247L248 30L246 31V29H245V31H244V29L241 31V29H242ZM16 28H20L21 30H16ZM30 28V29H29ZM33 28V29H34ZM96 28H98L96 31H95V29ZM148 28V29H147ZM171 28V29H170ZM176 28V29H175ZM202 28H203V30H202ZM206 28V29H207ZM227 28H230V29H227ZM232 28V29H231ZM239 28V29H238ZM251 28L253 29V31H252V33L254 34H252L251 33ZM258 28V29H257ZM261 28V29H260ZM142 29H144V30H142ZM263 29V30H262ZM3 31V33L4 34H2V31ZM102 30V31H101ZM147 30V31H146ZM166 30V31H167ZM175 30V31H174ZM227 30H228V32H227ZM232 30H234V31H232ZM235 30H237L236 31V33H235ZM254 30H256V31H254ZM15 31V32H14ZM21 31V32H20ZM25 31V32H24ZM143 33H142V32ZM146 31V32H145ZM150 31V32H149ZM153 31V32H152ZM217 31V32H216ZM231 31V32H230ZM244 31V35H242L243 32ZM263 31V32H262ZM10 32H13V33H10ZM100 32H103V33H101L100 34ZM108 32H110V33H108ZM141 32V33H140ZM144 32H145V34L147 33V35L146 36H144L145 34H144ZM159 32V31H158ZM157 32V33H158ZM175 32V33H174ZM205 32V33H204ZM245 32H250L249 34L251 35H249L248 33H245ZM263 34H262V33ZM9 33V34H8ZM17 33V34H16ZM21 33V34H20ZM23 33V34H22ZM82 33V32H81ZM96 33H98V34H96ZM153 33V34H152ZM156 33V34H157ZM174 33V34H173ZM227 33H229L228 35H227ZM232 33V34H231ZM261 34V35H259V34ZM97 35V37H96V35ZM110 34V35H109ZM115 36H113V35ZM148 34H152L151 36H149ZM159 34V33H158ZM164 34L166 35V36H164ZM207 34V35H206ZM209 34V35H208ZM215 34V35H214ZM237 34V35H236ZM246 34V35H245ZM259 35V37L260 38H257L258 37V35ZM77 35V36H76ZM82 35V36H81ZM102 35H104V36H102ZM108 35V36H107ZM154 35H155V37H154ZM169 35H171V36H169ZM206 35V36H205ZM218 35V36H217ZM236 35V36H235ZM240 35H242V36H240ZM9 36H11V35H9ZM69 36V37H68ZM73 36V37H72ZM76 36V37H75ZM81 36V37H83V39H80L79 37ZM89 36V37H88ZM91 36H92V41H91ZM104 37V38H102V37ZM136 36H138V37H136ZM144 36V37H143ZM149 36V37H148ZM160 38L161 37V39L159 40L158 38ZM207 36L209 37V38H207ZM214 38V39H212V40H209V39H211L212 37ZM215 36H217V38L215 37ZM239 36V37H238ZM245 36V37H244ZM66 37H68V38H66ZM86 37H88V38H86ZM142 37V38H141ZM152 37V38H151ZM170 39H169V38ZM204 37L206 38V39H204ZM236 37H238L237 39H236ZM72 38V39H71ZM110 38V39H109ZM112 38V39H111ZM115 38V39H114ZM149 38V39H148ZM155 38V39H154ZM168 38V39H167ZM216 38V39H215ZM234 38V39H233ZM240 38V39H239ZM255 38H257L256 40H255ZM262 38V39H261ZM109 39V40H108ZM139 39H142V40H140L139 41ZM203 39V40H202ZM229 39V40H228ZM243 39V40H242ZM254 39V40H253ZM81 40V41H80ZM113 40V41H112ZM144 40V41H143ZM147 40H148V42H147ZM156 40H159V42H158V45H157V41ZM205 40V41H204ZM208 41V44H206L207 43V41ZM214 40V41H213ZM239 40V41H238ZM47 41H48V43H47ZM95 41V42H94ZM109 41V42H108ZM115 41V42H114ZM133 41V42H132ZM139 41V42H138ZM143 43H142V42ZM145 41H146V43H145ZM155 41L156 43H153V42ZM213 43H212V42ZM227 41H228V43H227ZM231 41V42H230ZM234 41H236V44H235V42ZM246 41V42H245ZM248 41V42H247ZM250 41V42H249ZM66 42V43H65ZM68 42V43H67ZM88 42V43H87ZM113 42V43H112ZM119 43L118 45H120V44H122V45H120V46H118L117 45V43ZM141 42V43H140ZM233 42H234V44H233ZM79 43V44H78ZM97 43V44H96ZM105 43V44H104ZM111 43H112V46H111ZM116 45H115V44ZM128 45H127V44ZM136 43H139V44H142L141 46L140 45H138V44H136ZM145 43V44H144ZM151 43H153V44H151ZM160 43V44H159ZM197 43V44H196ZM209 43H211L210 45H211V47L209 46ZM237 43L240 45V48H239V45H237ZM243 43V44H242ZM88 44V45H87ZM103 44V45H102ZM109 44H110V46H109ZM154 44L156 45L155 47H154ZM231 44V45H230ZM233 44V45H232ZM244 44H246V45H244ZM264 44V43H263ZM67 45H66V47H67ZM101 48V49H99V48H97L98 46ZM149 45V46H148ZM151 45V46H150ZM198 45V46H197ZM207 45H208V47H207ZM214 45V46H213ZM236 45V46H235ZM242 45H244V46H242ZM108 46H109V48H108ZM114 46V47H113ZM121 46L123 47V48H121ZM125 46H126V48H125ZM128 46V47H127ZM130 46H132V47H130ZM140 46V47H139ZM146 46V47H145ZM159 48H158V47ZM195 46H197L196 48L197 49H195ZM200 46H202V48L200 47ZM230 46V47H229ZM232 46V47H231ZM264 46V45H263ZM47 47V48H46ZM77 47V48H76ZM80 47V46H79ZM190 47H192L191 49L192 50H190L189 48ZM231 48V49H229V48ZM235 47V49H233ZM243 47V48H242ZM251 47V48H250ZM47 50H46V49ZM50 50H49V49ZM73 48V49H72ZM78 49V50H75V49ZM113 48H115V50L113 49ZM128 48V49H127ZM133 50H136V49H134V48H139L138 50H136V51H132V49ZM141 48H143V49H141ZM151 48V49H150ZM205 48H207V49H205ZM210 48H211V50H210ZM238 50H237V49ZM250 48V49H249ZM72 49V50H71ZM93 49V50H92ZM99 49V50H98ZM104 49V50H103ZM105 49H106V51H105ZM124 49V50H123ZM127 51H126V50ZM194 49V50H193ZM203 49H204V51H203ZM225 49H227V50H225ZM68 50L69 51H71V53L69 54L68 53ZM76 52H75V51ZM83 50V51H84ZM88 50V51H87ZM94 50H96V52H94ZM98 50V51H97ZM101 50V51H100ZM129 50H131L132 51V53H131V51H130V53H129ZM143 52H141V51ZM145 50H147V51H145ZM208 50L210 51V52H208ZM233 52H232V51ZM236 50H237V52H236ZM45 51V52H44ZM46 51H47V53H46ZM114 51V53H112ZM207 51V52H206ZM242 51V52H241ZM243 51H245V53L247 54H245ZM249 51V52H248ZM100 52V53H99ZM102 52V53H101ZM120 52H122V53H120ZM124 52V53H123ZM125 52H127V53H125ZM138 54H137V53ZM203 52V53H202ZM205 52V53H204ZM222 52H223V54H222ZM76 54V57L74 58V55ZM78 53V54H77ZM104 53V54H103ZM153 53V54H152ZM206 53H208V54H206ZM243 53V54H242ZM48 54V55H47ZM73 54V55H72ZM103 54V55H102ZM109 54V55H108ZM126 54V55H125ZM130 54H131V57H130ZM132 54H134V55H132ZM137 54V55H136ZM156 54V55H155ZM211 54V53H210ZM233 54V55H232ZM236 54H237V56H236ZM60 55V54H59ZM111 55L113 56V57H111ZM119 56V57H117V56ZM122 55H124V56H122ZM136 55V56H135ZM142 55V56H141ZM155 57H154V56ZM206 55V56H205ZM241 55V56H240ZM251 55V56H250ZM64 56H65V58H64ZM69 56V57H68ZM73 56V57H72ZM78 56V57H77ZM81 56V57H80ZM98 56V57H97ZM108 56V57H107ZM110 56V57H109ZM115 56V57H114ZM122 56V57H121ZM232 56H233V58L235 57V59H233L232 58ZM249 56V57H248ZM264 56V55H263ZM47 57H49V58H47ZM52 57V58H51ZM68 57V58H67ZM73 59H72V58ZM104 57V58H103ZM121 57V58H120ZM125 57V58H124ZM240 57H242V58H240ZM247 57V58H246ZM6 58V57H5ZM4 58V60H5V62H7L8 61V59L9 58H7V59H5ZM45 58H47V59H45ZM78 58V59H77ZM80 58V59H79ZM100 58H102V59H100ZM110 58V59H109ZM113 58H115L114 59V61H116L115 63H114V61L112 60ZM237 58V59H236ZM18 59V58H17ZM29 59V58H28ZM43 59H45L44 60V62H47V64L45 63V65H43L44 64V62H43ZM63 59V60H62ZM64 59L66 60V61H64ZM72 59V60H71ZM75 59H77V60H75ZM103 59H105V60H103ZM122 59V60H121ZM3 60V61H4ZM30 60V59H29ZM75 60V61H74ZM80 60H81V62H80ZM87 60V61H86ZM107 60H108V62H109V64H107L108 62H107ZM120 60V61H119ZM16 61H18V60H16ZM72 61V62H71ZM77 61V62H76ZM86 63H85V62ZM102 63V65H100L101 63ZM103 61V62H102ZM106 61V62H105ZM113 61V62H112ZM122 61V62H121ZM130 61H131V63H130ZM234 61V62H233ZM252 61V60H251ZM42 62H43V64H42ZM51 62V63H50ZM74 62V63H73ZM98 62V63H97ZM119 62V63H118ZM120 62H121V64H120ZM128 62V63H127ZM200 62V61H199ZM198 62V63H199ZM246 62H248V61H246ZM246 62H244V63H246ZM48 63H49V65H48ZM71 63V64H70ZM80 63V64H79ZM96 63V64H95ZM100 63V64H99ZM105 63V64H104ZM130 63V64H129ZM198 63H195V65H196V67H198L199 65H198ZM231 63V64H232ZM12 64V65H11ZM35 64V65H34ZM41 64V65H40ZM63 64V65H62ZM65 64V65H64ZM67 64V65H66ZM71 66H70V65ZM74 64V65H73ZM78 66H77V65ZM91 64V65H90ZM98 64V65H97ZM106 64L108 65V66H106ZM115 64V65H116ZM10 65V66H9ZM93 65V66H92ZM95 65H96V67H95ZM104 65V66H103ZM34 66V67H33ZM40 66H44V67H42L43 69H44V71H43V69L40 67ZM98 66V67H97ZM101 66V67H100ZM111 66V67H110ZM131 66H133V67H131ZM4 67V68H3ZM47 67V68H46ZM30 68V69H29ZM75 68V69H74ZM98 68V69H97ZM102 68V71L100 70ZM110 68V69H109ZM111 68H113V71L111 70ZM96 69V70H95ZM2 70V71H1ZM11 70V71H10ZM25 71L26 70V75L28 76V78H27V76L25 75V73L24 72H22V71ZM29 70H31V71H29ZM46 70V71H45ZM77 70V71H76ZM95 70V71H94ZM100 70V71H99ZM111 70V71H110ZM216 71H218L217 70V68L215 69ZM8 71H10V72H8ZM29 71V72H28ZM73 71V72H72ZM76 71V72H75ZM97 71V72H96ZM195 72L193 73V75H194V77H195V85H197V81L198 82H200V80H199V76H198V71L195 69L194 70ZM3 72V73H2ZM16 72V71H15ZM24 74H22V73ZM35 72V73H34ZM44 72V73H43ZM142 71H140L139 73H141ZM9 73H10V75H9ZM19 73V74H18ZM98 75H97V74ZM180 73H181V75H180ZM196 73V74H195ZM4 74V75H3ZM5 74H6V76L7 77H5ZM8 74V75H7ZM17 74V75H16ZM21 74V75H20ZM29 74V75H28ZM32 76H31V75ZM34 74V75H33ZM43 74V75H42ZM71 74V75H70ZM19 75V76H18ZM23 75V77L24 78H22V77H20V76H22ZM75 77H73V76ZM115 75V74H114ZM167 75V73H165V76ZM179 75V76H178ZM178 75H175V77L176 76H178V78L177 79H179L180 81H182V82H184V80L186 79H184V73H182V72H179V74ZM196 75V76H195ZM31 76V77H30ZM34 76V77H33ZM35 76H36V78H38V79H36L35 78ZM42 76V77H41ZM73 77V81L71 80V78ZM95 76V77H94ZM97 76V77H96ZM181 76V77H180ZM70 78V79H69ZM100 78V80H98ZM105 78V77H104ZM144 77H141V75L140 76H136L135 78L133 77L132 78V81L130 82V84L133 82V83H135V84H131V90L133 91V89H134V91L132 92V98H133V100H132V102L133 103H135V105H136V107L135 108H137L136 109V111L134 112V115H135V117H133L134 119H137V120H140L142 117H144L145 115H146V113L145 112H147V110L149 109V114H150V118L153 116V114L154 113H158V111H159V109H158V106L157 105H155L154 104V102L155 101H157V100H164V99H166L167 97L168 98H170V96L172 97V92H171V90L170 89H168L167 87V85H165V86H161V87H157L156 85H154L155 83L154 82H151L152 81V79L151 78H144ZM25 81H23V80ZM32 79V80H31ZM41 79V80H40ZM47 79H48V77H47ZM51 78H49L48 80H50ZM94 79H96V80H94ZM141 79V80H140ZM147 79V81L145 82V80ZM5 80V81H4ZM8 80V81H7ZM22 80V81H21ZM89 80V81H90ZM95 82H94V81ZM107 80V79H106ZM139 80V81H138ZM145 82H143V81ZM148 80H150V81H148ZM17 83V84H15V82ZM36 81H37V83H36ZM39 81V82H38ZM41 81V82H40ZM44 81V82H43ZM97 81V82H96ZM137 81V82H136ZM14 82V84H12ZM23 82H24V84H23ZM28 82V83H27ZM73 82H74V84H73ZM107 82H109L108 80H107ZM116 82L118 83V80L116 79ZM140 82V83H139ZM142 82V83H141ZM4 83H5V85H4ZM25 83H27V85L25 84ZM47 83V84H46ZM154 83V84H153ZM6 84L8 85H10V84H12V85H10L11 86V88H10V86L8 85V87L6 86ZM20 84V85H19ZM31 86H30V85ZM34 84H35V86H34ZM36 84H38V85H36ZM46 84V85H45ZM137 84V85H136ZM144 84V85H143ZM152 84V85H151ZM15 85H16V87H15ZM71 85V86H70ZM133 85H135V86H133ZM141 85H142V88H141ZM149 87H148V86ZM190 85H193V84H190ZM15 88H14V87ZM22 86H25L26 88H24V87H22ZM34 86V87H33ZM132 86L134 87L133 89H132ZM137 86V87H136ZM143 86H144V88H143ZM154 86V87H153ZM13 87V88H12ZM36 87V88H35ZM45 87V88H44ZM51 89H50V88ZM150 87H151V89H150ZM162 87H164L163 88V90L164 91H162L161 89H162ZM195 87H197V86H195ZM8 88V89H7ZM10 88V89H9ZM31 88V89H30ZM34 88V89H33ZM47 88H49V89H47ZM69 89V91H68V89ZM135 88H136V90H135ZM157 88V89H156ZM161 88V89H160ZM30 89V90H29ZM149 89V90H148ZM159 89V90H158ZM166 89H168V91L166 90ZM29 90V91H28ZM33 90V91H32ZM39 90H41V92H39ZM47 90V92H45ZM85 90V89H84ZM119 90V94L117 95V91ZM117 91H116V94H113L112 96L113 97H111V99H113V100H115V101H117V100H120L121 99V89L119 88ZM144 90V91H143ZM146 90H147V92H154L152 95H150L149 96V93H146ZM170 90V91H169ZM28 91V92H27ZM44 91V92H43ZM52 91V92H51ZM54 91H56V92H58V93H54ZM69 93H68V92ZM140 91H141V94H139L140 93ZM161 91V92H160ZM166 91V92H165ZM67 92V93H66ZM84 93H85V91H83ZM155 92L157 93V94H155ZM160 92V93H159ZM169 92V93H168ZM45 93H47V95L45 94ZM50 93H52V94H50ZM63 93V94H62ZM137 93V94H136ZM142 93H144V94H142ZM159 93V94H158ZM166 93V94H165ZM43 94H45L46 96H47V98L45 97V95H43ZM62 95L61 97H60V95ZM121 94V95H120ZM134 94V95H133ZM135 94H136V96H135ZM148 94V95H147ZM161 94V95H160ZM165 94V95H164ZM170 96H169V95ZM30 95H34V93L33 94H30ZM51 95V96H50ZM115 95H117L116 96V99H114V97H115ZM120 95V96H119ZM138 95H140V96H138ZM145 95V96H144ZM156 95H157V97H156ZM123 96V95H122ZM134 96V97H133ZM161 96V97H160ZM136 97H138V98H136ZM144 97V98H143ZM150 97V98H149ZM164 97V98H163ZM166 97V98H165ZM55 98V100H57ZM118 98V99H117ZM120 98V99H119ZM131 98V99H132ZM139 98H140V101H139ZM142 98V99H141ZM159 98V99H158ZM10 99V100H9ZM39 99V100H38ZM47 101H49V100H51V102L49 101V102H46V100ZM150 99H154L153 101L152 100H150ZM13 103H12V102ZM45 101V102H44ZM142 101V102H141ZM119 102V101H118ZM137 102H138V104H137ZM12 103V104H11ZM150 103V104H149ZM45 104V105H44ZM50 106H49V105ZM140 104V105H139ZM142 104V105H141ZM248 104V105H247ZM249 104H250V101H245V102H243L242 103V105H240L241 107L237 110V112L236 113H234V115L233 116H231L230 118H232V120L230 119L229 120V118H228V120L229 121H226L225 123L224 122H221V123H223V124H221V128L223 129H221L220 128V131H219V133L217 134L218 135V137H211V136H209L208 137V139H209V141L210 142H212V140L213 139H217V138H219V137H222V138H219V139H224V141H226V143H227V145H223L225 148H226V152H227V155H228V157H229V159H227V163H226V168L224 167V165L222 166V167H220V166H218V165H221V163H218L217 165H211V164H213V163H209L207 166L208 167H206V169L205 168H203V166L202 165H204L205 164V161L203 162V160H201L199 163H198V166H201L200 167V169L199 170H201V171H197L196 172V175H194L193 176V178L190 176H188V172H183V170H182V168H185L186 167V165H187V162H188V158L189 157H191V156H193V154H197V153H202V154H205L204 152H206V150H207V148H206V146H207V144H210V142L209 141H205V139H203L202 140V138H200L201 139V141H200V143L198 142V144H199V146L197 147H194L193 146V142H191V143H188V145H186L185 144V147H184V144H181L180 143V145L179 144H177L175 147H174V164L168 169V170H166L167 168H166V166H164V168H165V172H167V177L169 178L168 180H169V182H171V183H168V185H169V188H167V190L164 188V189H162V190H159L158 191V189L157 188H155V182H154V180L151 178V176H149L150 175V173L149 172H147L146 170V172H144V169H142V166L143 165H141L138 161H136V159H138V157H139V155L138 154H140L141 152H142V150L144 149V146L146 147V144H148L149 142L147 141V142H143L142 144H145V145H142L143 147H141V150L139 149V150H137V151H132V150H130V151H128L127 150V148H125L124 150L128 153V152H130V153H128V158H129V160L127 161V159H124V161L121 163H117L116 164V166L118 167V174H116V176L117 177H119V178H117L115 175H107L108 174V172L106 173L105 171H99V174H98V172H97V174H98V176L100 175V176H104V178H105V183L103 182V184L101 185V188L99 187V189H102V186H103V189L102 190H104L103 191V193L101 192H97L99 195H96V196H94L95 198L93 199L94 201H93V203H94V205H93V207H94V209L92 208V212L90 213V219H93L92 220V222H89V224H88V229L89 228H91V226H92V228L91 229H89L90 230V233H91V235L89 236V237H84L85 235H86V233H82V231L81 230H79L78 229V220H79V218H78V215H74L73 213H72V211H70V210H64L65 212H67V213H65L64 212V215H66V217H67V214H69L68 215V217L67 218H71V217H73V219L72 220H69V219H67V223L69 222V224H67V228H66V234L67 235H69V237H70V235H71V246H74V248H75V251H74V253H75V255L74 256H67V257H64L63 259H62V263L61 264H66V262L68 263V264H75V263H77V264H113V263H116V264H118L117 262H116V256H118L119 254H121L122 252H123V249L125 250L126 248H127V245L129 244V249H131L132 250V253H131V257H132V254H133V256L134 257H132L133 259L131 260V257H129L127 260H124V261H122L123 263L122 264H135V263H137V264H197L198 262H197V260H201V261H199V263L201 262H203L202 264H209L210 263V261L212 262L213 260H215V261H218V259L220 260V258H222V254H224V252L225 251H228L227 253H228V256H230L231 255V257H232V259H231V257H230V259H231V261L232 260H235L236 258H237V260H239V263H241V264H243L244 262L243 261H245L249 256H251L258 248L260 249V248H262V245H264V243H263V241H264V226H262V229L260 228V232L259 231H257V233H255L254 235H253V239L251 238L250 239V241L252 242H249V243H247V239L248 238H246V241L244 240V239H242V238H239V237H237V236H232V234L231 235H225L224 236V238H223V242H225V241H227V242H229V243H227V244H230V242H233V243H231V246H232V244H233V246H232V249L230 248L231 246L230 245H227L226 243H220V245L218 244L217 246H215V247H213V249H211L212 250V252H211V250L209 251V254H207V256H206V252H207V248L210 246V245H214L213 243H211L210 244V240H212V239H214V235H216V233L218 232L217 230H219L218 228L220 227V226H222L221 224L223 223H220V221H219V223H218V220H217V222H216V218L214 219L213 217H212V220H211V218L207 215V216H204V217H206V218H203L202 217V219H200L199 220V223H202V224H206L207 225V223H209L208 224V226L206 227V225L204 224L203 225V227H202V224H200V226H201V228L202 229H200V230H198V232L199 233H197V237H195V239H194V241H193V243L192 242H188V243H181L180 241H183L184 240V237H182L183 236V231H186L187 229H188V226H189V222H185V220H182V227H184V228H182L180 231V234L179 233H177V232H175V233H173V231H171L170 233H172V234H170V233H168V234H170L168 237L166 236L164 239H161V240H159V243H158V241L156 242L157 243V246H154V245H156V243H149V242H145L144 240H140L141 242H135V243H129L128 242V244H127V242L126 241H129V238H130V236H131V234H130V228L134 225V224H136V222L138 223V221L139 222H141L143 225L145 224V226H147V227H150L149 225L151 224L150 222H153L154 223V221H159V220H161L162 218H166V217H169V215L171 214V211L170 210H173L174 208H176V206H181V205H183L182 203H184V202H186V201H190V199L192 200V195H193V198L195 199L196 197L197 198H201L202 197V195L204 196V194H210L211 192H215V191H219V189L220 190H222L223 188L225 189V190H230V189H234L233 187H235V189L237 188V189H241L243 186L245 187L246 185H247V183H246V179L244 178L243 180H241L242 178H238V176H236V173H238V172H240V170L241 169H243V168H246L247 166H249L250 164H252L253 162H254V164L256 165V167H264V132H262V130L260 131L259 129H258V125H256V124H258V122H259V120H261L262 118H264V105H262V104H264V103H261V104H259V106H257L256 107V109H257V113L256 114H259L258 115V118L259 117H261V118H256L257 117V115H255V108H249L248 106H249ZM3 105V106H2ZM10 105V107L8 108V106ZM45 107H44V106ZM48 105V106H47ZM147 105H149V106H147ZM247 105V106H246ZM262 105V106H261ZM2 106V107H1ZM4 106H5V108H4ZM142 106V107H141ZM146 106V107H145ZM150 106H152V107H150ZM156 106V107H155ZM245 106V107H244ZM44 107V108H43ZM47 107H49V108H47ZM139 107H141V108H139ZM149 107V108H148ZM247 107V108H246ZM261 107V108H260ZM3 108V109H2ZM122 108V109H121ZM144 108H146V109H144ZM244 108V109H243ZM249 108V109H248ZM258 108H260L259 110H258ZM262 108H263V110H262ZM5 109V110H4ZM44 111H43V110ZM45 109H47V110H45ZM145 111H144V110ZM157 109V110H156ZM247 111H246V110ZM255 109V110H254ZM7 110V111H6ZM121 110H123V112H121ZM142 110V111H141ZM244 110V111H243ZM262 110V111H261ZM119 111V113L121 112V113H123V114H121L122 116H119L120 114H118V116L119 117H121V119H123L125 122L126 121H128L130 118H129V112L126 110V108L125 107H120V110H118ZM117 111V112H118ZM151 111V112H150ZM155 111V112H154ZM250 111V112H249ZM1 112H2V114H1ZM38 112V113H39ZM39 113V114H43V113ZM126 112H127V114H129V115H127L126 114ZM144 114H142V113ZM153 112V113H152ZM241 112H243V113H241ZM251 114H249V113ZM263 113V114H260V113ZM6 113V114H5ZM140 113H141V115H140ZM238 113V114H237ZM48 114V113H47ZM124 114H126V115H124ZM137 114V115H136ZM243 114V115H242ZM252 114H253V116H252ZM239 115H241L242 117H244V118H242L241 116H239ZM246 115V116H245ZM262 115H263V117H262ZM128 116V117H127ZM236 116H237V118H236ZM38 117V116H37ZM139 117V118H138ZM234 117V118H233ZM250 117H252V119L250 118ZM129 118V119H128ZM240 118V119H239ZM256 118V119H255ZM39 119H40V116H39ZM120 119V118H119ZM133 119V120H134ZM244 119V120H243ZM247 119H248V121H250L249 123H248V121H247ZM30 123L31 121H32V119H26L25 118V124H29L27 121ZM136 120V121H137ZM149 120V119H148ZM246 120V121H245ZM256 120V121H255ZM114 121L115 120H113L111 123L110 122H106L105 124H103V127L102 126H99V127H96V128H94V130H96V132L94 131V132H92L90 129H88L87 131L86 130H78L77 128H76V130H74L75 128H72V127H69L71 130H69L68 129V127H64V125H63V127H64V129H65V133H66V135H65V133H64V135L63 134H61L60 135V132H59V130H57V127H59V126H56L55 125V127L54 128H51V129H49V132H48V134H50V135H48L49 137H46V134H45V132H47V131H39V133H41V136L42 137H46L45 139L47 140V142H46V140L44 139V141H38L36 144V146H37V148H36V150L39 152L38 154L40 155V153L41 154H44V156H43V160H42V162L43 161H49L50 160V158L52 157V156H54V154L56 155V156H54L55 157V165H56V167H58L60 164V166H62V167H60V168H62V169H64L65 170V168H67L68 166H70L71 165V163L72 164H75V165H80L79 163H84L85 164V166H87V168L89 169H91V170H96L95 169V163L97 164V160L99 159V160H101V161H103L102 160V158H101V156H99V155H101V154H99L98 153V150H99V152H101V150L102 149H105L104 148V144H102V146H101V144L100 143H97L96 141H101L103 138V140H105V137H107V134H108V131L111 129V127L112 128H114L115 129V127H117L118 128V126H117V124L118 123H116L115 125H114ZM235 123V125H233L234 123ZM240 121V122H239ZM262 121H264L263 119H262ZM115 122H118V117H116V121ZM232 122V123H231ZM32 123V122H31ZM30 123V124H31ZM226 123H228V124H226ZM231 123V124H230ZM242 123H243V125H242ZM245 123V124H244ZM248 123V124H247ZM254 123V124H253ZM256 123V124H255ZM108 126H107V125ZM110 124H111V126H110ZM151 124V123H150ZM58 125V124H57ZM149 125V124H148ZM226 125V126H225ZM230 125V126H229ZM231 125H233V126H231ZM241 125V126H240ZM249 125V126H248ZM253 125V126H252ZM256 125V126H255ZM62 126V125H61ZM106 126H107V128H109V130L108 129H105L106 128ZM136 126V125H135ZM148 127H150V125L148 126ZM147 127V128H148ZM227 127V128H226ZM229 127V128H228ZM240 127V128H239ZM243 127H246V128H243ZM250 129H249V128ZM257 127V128H256ZM56 128V129H55ZM102 128V129H101ZM116 128V129H117ZM135 128H137V126L135 127ZM147 128L145 127L144 129L142 128V129H140V132H138L139 133V135L141 136V137H143L144 136V134L146 133V131H147ZM231 128V129H230ZM253 128H255V129H253ZM53 129V130H52ZM54 129H55V131H54ZM104 129V130H103ZM149 129V128H148ZM226 129V130H225ZM239 129V130H238ZM241 129V130H240ZM71 132H69V131ZM100 131V130H102V131H100V132H97V131ZM106 130V131H105ZM145 132H143V131ZM146 130V131H145ZM235 130L236 131H241L242 132V134L240 135L241 137L243 136V135H246V131H247V138H246V136H244V137H242L243 138V140H242V138H241V141H242V143L240 144L241 145V147H240V145L238 146V148H236L237 147V145L235 146V145H233L232 146V144L231 143H229V142H227V139H228V137H231V135H233L234 134V132H235ZM244 132H243V131ZM246 130V131H245ZM255 130V133L253 132ZM257 130V131H256ZM53 133H51V132ZM57 131V132H56ZM66 131H68L69 132V134H68V132H66ZM73 131V132H72ZM76 131H77V133H76ZM88 133H86V132ZM222 131V132H221ZM228 131V132H227ZM232 131V132H231ZM248 131H249V133H248ZM84 132H85V134H84ZM225 132H227V133H225ZM231 132V133H230ZM257 132H258V134H257ZM56 133H58V135L56 134ZM79 133H80V135H79ZM82 133V134H81ZM91 133H94V134H97L96 136H97V138H95V139H92L91 137L92 136H90V134ZM99 133V134H98ZM104 133V134H103ZM222 133V134H221ZM244 133V134H243ZM250 133H251V135H250ZM253 133V134H252ZM44 136H43V135ZM75 134H77V135H75ZM143 134V135H142ZM249 134V135H248ZM262 134V136H259V135H261ZM55 135V136H54ZM60 135V136H59ZM67 135H68V137H67ZM69 135H71V136H69ZM74 135H75V138H73L74 137ZM79 135V136H78ZM85 135V136H84ZM92 135V134H91ZM98 135H100L101 136V138H99L98 137ZM106 135V136H105ZM138 135V136H139ZM254 135V136H253ZM57 136V137H56ZM64 136V137H63ZM76 136H77V138H76ZM95 136V137H96ZM139 136V137H140ZM226 136V138L227 139H225L224 137ZM228 136V137H227ZM252 137V138H250V137ZM61 137H62V139H66V140H62L61 139ZM85 137V138H84ZM87 137V138H86ZM103 137V138H102ZM258 137V138H257ZM261 137H262V139H261ZM48 138V139H47ZM53 138H58V139H53ZM71 138V139H70ZM80 138V139H79ZM211 138H212V140H211ZM246 138V139H245ZM69 139H70V141L72 142H70L69 141ZM74 139H75V142H74ZM79 140V142L77 141V140ZM97 139V140H96ZM207 139V140H208ZM251 139H254L253 141L251 140ZM258 139V140H257ZM51 140L55 143H51ZM56 140H57V142H56ZM80 140H81V142L82 141H86V143L83 145V146H81V142H80ZM91 141V143L90 142H88L87 143V141ZM96 140V141H95ZM244 140H246V145H245V141ZM77 141V142H76ZM93 141V142H92ZM144 141V140H143ZM204 141V142H203ZM244 141V142H243ZM258 141V142H257ZM263 141V142H262ZM59 142V143H58ZM66 142V143H65ZM253 142V143H252ZM262 142V143H261ZM40 143V144H39ZM46 143V144H45ZM50 143H51V145H50ZM61 143V144H60ZM79 143V144H78ZM90 143V144H89ZM98 145H97V144ZM228 143H229V145H228ZM244 143V144H243ZM41 144H42V146H41ZM44 144V145H43ZM72 146H71V145ZM76 144V145H75ZM88 144V145H87ZM225 144V143H224ZM247 144H249V145H247ZM253 144V145H252ZM46 145V146H45ZM53 145V146H52ZM92 145H94V149H92ZM181 145H183V146H181ZM189 145H190V147H189ZM194 147V148H192V146ZM203 145V146H202ZM231 145V146H230ZM250 145H252V146H250ZM263 145V146H262ZM35 146V147H36ZM50 146V147H49ZM58 146V147H57ZM65 147V148H63V147ZM69 146V148H67ZM76 146V147H75ZM80 146V147H79ZM88 148H87V147ZM96 146V147H95ZM205 146V148H203ZM45 147V148H44ZM51 147H53V148H51ZM59 147L60 148H63L64 149V151H63V153L60 155L59 154ZM72 149H71V148ZM91 147V148H90ZM99 147H101V148H99ZM184 147V148H183ZM202 147V148H201ZM241 149H240V148ZM243 147H244V149H243ZM47 148H48V150H47ZM50 148V149H49ZM74 148V149H73ZM96 148V149H95ZM97 148H98V150H97ZM187 148V149H186ZM259 148H261V149H259ZM58 150V151H55V150ZM68 149H70L71 151V153L69 152V150ZM78 149V150H77ZM83 150V151H80V150ZM101 149V150H100ZM176 149V150H175ZM181 149V150H180ZM200 150V151H198V150ZM205 149V150H204ZM227 149L228 150H230L231 152L230 153H232V154H230L229 153V151H227ZM233 149V150H232ZM235 149V150H234ZM238 149H240L239 151L241 152H238ZM247 149V150H246ZM48 152H47V151ZM74 150H76V151H74ZM86 150V151H85ZM91 151V152H88V151ZM94 150V151H93ZM97 150V151H96ZM180 150V151H179ZM185 150H186V152H185ZM189 150H191L190 151V153H189ZM197 150V151H196ZM237 150V151H236ZM255 150H257V151H255ZM260 150H261V152H260ZM43 151V152H42ZM55 151V152H54ZM85 151V152H84ZM103 151V150H102ZM140 151V152H139ZM249 151V152H248ZM255 151V152H254ZM263 151V152H262ZM46 152H47V155H46ZM51 152V153H50ZM52 152H53V154H52ZM75 152H77V153H75ZM80 152V153H79ZM133 152V153H132ZM135 152V153H134ZM180 152V153H179ZM50 153V154H49ZM70 153V154H69ZM75 153V154H74ZM86 153V154H85ZM88 153V154H87ZM90 153H91V158L89 157L90 156ZM138 153V154H137ZM182 153V154H181ZM184 153H186V154H184ZM238 154V156H236L237 154ZM247 153H248V155H247ZM255 153V154H254ZM256 153H258V154H256ZM261 153V154H260ZM263 153V154H262ZM59 154V155H58ZM66 154V155H65ZM69 154V155H68ZM93 154V155H92ZM96 154H98L97 156H96ZM133 154H136V155H133ZM180 154V155H179ZM236 154V155H235ZM241 154V155H240ZM245 154V155H244ZM65 155V156H64ZM76 155V156H75ZM78 155V156H77ZM81 156V158H80V156ZM85 155V156H84ZM134 157H133V156ZM185 155V156H184ZM244 155V156H243ZM247 155V156H246ZM258 157H257V156ZM259 155H261V156H259ZM51 156V157H50ZM58 156H60V157H58ZM62 156V157H61ZM64 156V157H63ZM69 156V157H68ZM82 156H83V158H82ZM98 157V158H96V157ZM130 156V157H129ZM183 156V157H182ZM230 156H231V158H230ZM238 158V157H240L239 159H237L236 157ZM243 156V157H242ZM249 156L251 157V158H249ZM44 157H45V159H44ZM78 157V158H77ZM87 157V158H86ZM101 159H100V158ZM176 157V158H175ZM180 157V158H179ZM182 157V158H181ZM222 157V156H221ZM257 157V159H255L254 160V158H256ZM63 160H62V159ZM66 158H68L69 160H67ZM90 160H89V159ZM131 158V159H130ZM185 158H187V159H185ZM244 158V159H243ZM262 158V159H261ZM60 159V160H59ZM83 159H85V160H83ZM92 159H95V160H92ZM97 159V160H96ZM132 159H134L133 160V162L131 161ZM178 159V160H177ZM237 159V160H236ZM262 161H261V160ZM58 160H59V162H58ZM66 160V161H65ZM77 160H78V162H77ZM83 160V161H82ZM86 160H87V162H86ZM181 160V161H180ZM187 160V161H186ZM239 160H240V162H239ZM252 160V161H251ZM70 161V162H69ZM82 161V162H81ZM85 161V162H84ZM88 161H89V163H88ZM96 161V162H95ZM125 161H127L126 163H128V164H126L125 163ZM130 161H131V163H130ZM179 161V162H178ZM222 161L224 162V160L222 159ZM230 161V162H229ZM236 161H237V163H239V164H237L236 163ZM246 161V162H245ZM249 161V162H248ZM258 161V162H257ZM58 162V163H57ZM67 162H69V163H67ZM138 162V163H137ZM178 162V163H177ZM202 162L204 163V164H202ZM222 162V163H223ZM233 162V163H232ZM243 162V163H242ZM262 164H260V163ZM263 162V163H262ZM44 163V162H43ZM60 163V164H59ZM123 163H125V166H123L122 167V165H123ZM250 163V164H249ZM57 164H58V166H57ZM69 164V165H68ZM87 164V165H86ZM93 166H92V165ZM119 164L121 165V166H119ZM129 164H130V166H129ZM138 166H137V165ZM179 166H178V165ZM231 165V166H229V165ZM233 164V165H232ZM241 164V165H240ZM248 164V165H247ZM89 165V166H88ZM235 165V166H234ZM237 165H239V166H237ZM243 165V166H242ZM247 165V166H246ZM64 166H65V168H64ZM92 166V167H91ZM129 166V167H128ZM133 167V169H132V167ZM177 166V167H176ZM183 166V167H182ZM212 166H214L215 168H213ZM216 166H218V168L216 167ZM135 167V168H134ZM138 167H140L141 169H139ZM174 167H176V168H174ZM182 167V168H181ZM224 167V168H223ZM227 167H228V169H227ZM243 167V168H242ZM59 168V169H60ZM119 168H122V169H119ZM181 168V169H180ZM201 168H203V169H201ZM231 168V169H230ZM130 169V170H129ZM179 169V170H178ZM213 169V170H212ZM220 171H219V170ZM237 169V170H236ZM41 170H43V168H41ZM123 170V171H122ZM129 171V172H126V171ZM139 170V171H138ZM141 170H143V171H141ZM177 170V171H176ZM204 172H203V171ZM211 170V171H210ZM223 170V171H222ZM226 170V171H225ZM133 171V172H132ZM134 171H136L135 173H134ZM139 172V174H138V176L136 175L138 172ZM172 171V172H171ZM215 173H214V172ZM218 171V172H217ZM225 171V172H224ZM119 172H121V173H119ZM126 172V173H125ZM144 173V174H141V173ZM170 172V173H169ZM202 172V173H201ZM207 172V173H206ZM219 172H220V174H219ZM36 173V172H35ZM35 173L34 172H31L29 175H28V173L26 174V176L24 175V178H26V179H23L24 180V182H23V180H22V184L20 183H17L16 181H17V178L15 179V178H10V177H7L8 179H6V181H5V179H4V181H5V183H4V187H2V189H1V191H4V192H1L0 191V208H1V206H2V209L4 210V214L6 213V215H7V217H9V222H8V220H6L7 218L6 217H4V218H1V220L3 219V220H5L6 221V223H5V221L3 222V220L2 221H0V228H1V230H2V228H5L6 226H8V224L9 223H11V222H15V224L17 223V221H19L20 219L22 220H20L19 222H20V224L21 225H24L25 223L23 222L24 220L25 221H27V222H29L30 221V219L28 218V217H26L27 215H25V213L26 214H29L30 212L29 211H25V209L26 208H23L22 210V214L21 215H23L24 217H22V216H19L20 214V212L19 211H21L20 209L22 208V207H24V205H25V207H29L30 206V204L31 203H34L35 201H36V199H41L42 197L46 200V202H47V204H49L50 202V205H59L60 204V206L62 205V204H64L66 201H68V199L71 197H74V198H76L77 196V192H76V190L78 189L77 188V183H78V185H79V182H76V183H74V184H72V183H70V182H68V180H67V182L65 181L66 179V176L63 174V175H56L57 177H59V178H57L56 176H48V173L47 172H42V173H40V174H38L39 176H41V177H39V176H37V175H35ZM45 173V174H44ZM132 173H134V174H132ZM146 173L147 174H149L148 176L150 177V178H148L147 177V175H146ZM172 173V174H171ZM176 175H175V174ZM208 173H210V175H211V177H210V175H208ZM214 173V174H213ZM218 173V174H217ZM235 173V174H234ZM31 174H33V175H31ZM94 174V175H93ZM93 174H88V177L86 176H81L82 177V179H81V177H80V181H81V183H85V182H87L88 180H90V178L92 179H94V178H96L97 177V174H95V173H93ZM101 174H104V175H101ZM121 174V175H120ZM123 174H127L126 176L127 177H129V178H127L125 175H123ZM187 174V175H186ZM191 174V173H190ZM189 174V175H190ZM200 174V175H199ZM233 174H234V176H233ZM28 175V176H27ZM30 175H31V177H30ZM43 175H44V177H46L45 179H46V181H44L45 179H42V178H44L43 177ZM90 175H93V177L92 176H90ZM107 175V176H106ZM140 175H142V176H140ZM172 175V176H171ZM174 175V176H173ZM179 175V176H178ZM183 175V176H182ZM185 175H186V178H185ZM198 175H199V177H198ZM214 175V176H213ZM216 175V176H215ZM218 175V176H217ZM35 178H34V177ZM95 176V177H94ZM108 176H109V178H108ZM115 176V177H114ZM124 176V177H123ZM137 176V177H136ZM144 176V177H143ZM196 176V177H195ZM5 177V178H6ZM36 177H39L40 179H38V178H36ZM61 177V178H60ZM107 177V178H106ZM122 177V178H121ZM187 177H188V180H187ZM201 177V178H200ZM205 179H204V178ZM210 177V178H209ZM214 177H215V179H214ZM231 177H232V179H231ZM233 177H234V179H233ZM10 178V179H9ZM52 178V179H51ZM64 178V179H63ZM113 178V179H112ZM117 178V179H116ZM120 178H121V180H122V183H120L121 182V180H120ZM143 178V179H142ZM183 178V179H182ZM199 178H200V181H201V183H200V181H199ZM203 178V179H202ZM208 178H209V181H208ZM221 178V179H220ZM236 178V179H235ZM34 179H38L37 181L36 180H34ZM50 179V180H49ZM57 179V180H56ZM85 179H88L87 181L85 180ZM116 179V180H115ZM130 179V180H129ZM142 179V180H141ZM181 179V180H180ZM186 179V180H185ZM195 179H197V180H194ZM207 179V180H206ZM223 179H225V181L227 182V183H225V181L223 180ZM28 180V181H27ZM41 180V181H40ZM43 180V181H42ZM47 180H49V181H47ZM63 180V181H62ZM95 180V179H94ZM108 180V181H107ZM109 180H112V181H109ZM115 180V181H114ZM127 180V181H126ZM128 180H129V182H128ZM147 180H150L149 181V183L147 182L146 184H145V182L147 181ZM175 180V181H174ZM183 180H184V182H183ZM206 180V181H205ZM223 180V181H222ZM235 180H237V181H234ZM12 181H13V183H12ZM53 181V182H52ZM56 181H58V182H56ZM60 181V182H59ZM84 181V182H83ZM118 181V183L116 184V182ZM120 181V182H119ZM126 183H125V182ZM154 182V183H152V182ZM185 181H186V183H185ZM202 181L204 182V183H202ZM212 181V182H211ZM219 181V182H218ZM232 181H233V183H232ZM244 183H243V182ZM16 182V183H15ZM25 182H27L26 183V185H24L23 186V184H25ZM39 182V183H38ZM52 184H51V183ZM112 182V184H110V183ZM115 182V183H114ZM128 182V183H127ZM139 182H140V184H139ZM142 182H143V185L145 184V186H143V185H141L142 184ZM176 182H178L177 184H179V185H177V184H175ZM179 182H181V183H179ZM188 182H191V183H188ZM195 182V183H194ZM222 182H224V183H222ZM10 183H12L11 185H10ZM15 183V184H14ZM39 184V185H35V184ZM50 183V184H49ZM54 183V184H53ZM60 183V184H59ZM63 183H65V184H67V186L66 185H64ZM123 183H125V184H123ZM188 183V184H187ZM192 183H194V184H192ZM200 183V184H199ZM221 183V184H220ZM236 183V184H235ZM243 183V184H242ZM19 184V185H18ZM32 184H34V185H32ZM76 184V185H75ZM114 184V185H113ZM127 184H129V185H127ZM147 184H149V185H147ZM152 184H154V185H152ZM175 184V185H174ZM203 186H202V185ZM215 184V185H214ZM226 184V185H225ZM231 184V185H230ZM238 184H240L241 185V187H240V185H238ZM246 184V185H245ZM17 185L19 186V188L17 187ZM30 185V186H29ZM42 185V186H41ZM54 185H56L55 187H53ZM57 185H59L58 187H57ZM60 185L62 186L61 188H60ZM69 185H70V187H69ZM72 185H75L74 187L72 186ZM107 185V186H106ZM113 185L114 187H112L111 188V186ZM117 187H116V186ZM120 185V186H119ZM122 185H123V187L125 188H123L122 187ZM125 185V186H124ZM127 185V186H126ZM139 185V186H138ZM141 185V186H140ZM180 185H181V187H180ZM182 185H183V187H182ZM188 185H190V186H188ZM195 185V186H194ZM198 185V186H197ZM6 186V187H5ZM8 186V187H7ZM9 186H11V187H9ZM22 186V188H20ZM28 186V187H27ZM31 186H34L33 188L31 187ZM65 186V187H64ZM71 186H72V188H71ZM110 186V187H109ZM132 186V187H131ZM142 186H143V188H142ZM148 186V187H147ZM173 186V187H172ZM186 186V187H185ZM202 186V187H201ZM205 186V187H204ZM218 186V187H217ZM227 186V187H226ZM230 186V187H229ZM238 186V187H237ZM14 187H16V188H14ZM25 187V188H24ZM28 189H27V188ZM31 189H30V188ZM37 187V188H36ZM40 187H43V188H40ZM57 187V188H56ZM68 187V188H67ZM106 187V188H105ZM116 187V188H115ZM145 187V188H144ZM150 187V188H149ZM154 187V188H153ZM171 187V188H170ZM193 187V188H192ZM232 187V188H231ZM244 187L242 188V189H244ZM4 188V189H3ZM14 188V189H13ZM36 188V189H35ZM70 188H71V190H70ZM105 188V189H104ZM108 188V190H106ZM111 188V189H110ZM115 188V189H114ZM131 188H132V190H131ZM178 188V189H177ZM186 188V189H185ZM188 188H190V190L188 189ZM198 188H200V189H198ZM222 188V189H221ZM7 189V190H6ZM16 189V190H15ZM26 189V190H25ZM32 190L33 192H31L30 190ZM43 189V190H42ZM45 189V190H44ZM52 189V190H51ZM109 189H110V191H109ZM119 189L120 190H122V192L121 193H117V191L119 192ZM124 189V190H123ZM143 189H144V192L145 191H147L146 193H144L143 192ZM148 189V190H147ZM153 189V190H152ZM154 189H156V190H154ZM169 189V190H168ZM192 189V190H191ZM209 189V190H208ZM217 189V190H216ZM20 190V191H19ZM22 190H23V192H22ZM28 193V194H26V192ZM39 190H41V192L39 191ZM47 190H49V191H47ZM73 190V191H72ZM115 192H114V191ZM117 190V191H116ZM150 190H152L151 192H150ZM167 191V192H165V191ZM174 190V191H173ZM204 192H203V191ZM210 190H211V192H210ZM215 190V191H214ZM12 191H13V193H14V195H13V193H12ZM35 191V192H34ZM37 191V192H36ZM38 191H39V193H38ZM42 191H43V194H41L42 193ZM112 191V192H111ZM123 191H125L124 193H123ZM162 193H161V192ZM202 191V192H201ZM206 191V192H205ZM16 192V193H15ZM21 192V193H20ZM48 192H49V195H50V198L51 199H53V200H51V201H49L50 199H49V197H48V195H45V193H47L48 194ZM53 192V193H52ZM70 192L72 193V194H70ZM74 192V193H73ZM106 192V193H105ZM151 194H150V193ZM155 192H156V194H155ZM160 192V195L159 194H157V193H159ZM185 192V193H184ZM4 193V194H3ZM20 194V195H17V194ZM22 193L24 194L23 196H21L22 195ZM29 193H30V195H29ZM37 193V194H36ZM58 193H59V195H58ZM67 193V196L66 195H64L63 196V194H66ZM96 193V194H97ZM108 193V194H107ZM118 195H117V194ZM142 193H144V194H142ZM167 193V194H166ZM168 193H170L171 194V196L168 194ZM183 193H184V195H183ZM188 193V194H187ZM190 193V194H189ZM198 193V194H197ZM15 194H16V196H15ZM35 194V196H33V195ZM54 194V195H53ZM58 196H57V195ZM62 194V195H61ZM121 194H122V196H121ZM123 194H125V196L123 195ZM132 194V195H131ZM148 194H150V195H148ZM164 194V195H163ZM202 194V195H201ZM27 195V196H26ZM32 195V196H31ZM37 195V196H36ZM40 195V196H39ZM42 195V196H41ZM45 195V196H44ZM53 197H52V196ZM55 195L57 196L56 198H55ZM102 195H105V197L106 198H109V197H111L112 196V199H115L114 201H112V199L111 198H109L108 200L103 196V197H101V199H100V196H102ZM108 197H107V196ZM111 195V196H110ZM115 195V196H114ZM117 195V196H116ZM128 195V196H127ZM146 195V196H145ZM147 195H148V198H147ZM166 195V196H165ZM167 195H168V197H170V198H168L167 197ZM175 195V196H174ZM190 195V196H189ZM200 195H201V197H200ZM21 196V197H20ZM62 196V197H61ZM156 196V197H155ZM161 196V197H160ZM179 196V197H178ZM188 196V197H187ZM12 197H14L13 199H12ZM18 197L19 198H21V199H18ZM28 197H30L29 199H28ZM35 197V198H34ZM48 197V199H46ZM64 197V198H63ZM118 197V198H117ZM149 197H150V199H151V201L149 200ZM174 197V198H173ZM177 197V198H176ZM181 197V198H180ZM190 197V198H189ZM1 198H2V200H3V202H4V205H6L7 207H8V204L10 205V207H11V209H10V207H5L4 205H2L3 203L1 202L2 200H1ZM5 200H4V199ZM33 198V199H32ZM63 198V199H62ZM74 198H72V199H74ZM98 198H99V200H98ZM103 198V199H102ZM119 198L121 199V201L119 200ZM123 198V199H122ZM129 198H132V199H129ZM144 198V199H143ZM158 198V199H157ZM183 198H184V201H183ZM186 198V199H185ZM188 198V199H187ZM9 199V200H8ZM15 199V200H14ZM25 199V200H24ZM26 199L28 200V201H26ZM55 199V200H54ZM58 199V200H57ZM61 199H62V201H61ZM67 199V200H66ZM71 199V200H72ZM96 199V200H95ZM125 199H126V202H124L125 201ZM170 199V200H169ZM173 199H177L176 200V203H178V205L175 203V200H173ZM11 200V201H10ZM18 202H17V201ZM34 200V201H33ZM41 200H43V199H41ZM57 200V201H56ZM64 200V201H63ZM66 200V201H65ZM70 200V199H69ZM102 200V201H101ZM107 203V202H109L110 201V203L112 204H106V203H104V201ZM129 200V201H128ZM136 200V201H135ZM155 200V201H154ZM160 200H163V201H160ZM168 200V201H167ZM179 200V201H178ZM180 200H181V202H180ZM10 201V202H9ZM20 201H22V202H20ZM57 203H56V202ZM59 201V202H58ZM61 201V202H60ZM118 201V202H117ZM130 201H131V203H130ZM178 201V202H177ZM6 202H8V203H6ZM11 202H13V203H11ZM28 203V204H25V203ZM43 202H44V200H43ZM45 202V203H46ZM62 202H64V203H62ZM117 202V203H116ZM122 203V204H120V203ZM129 202V203H128ZM149 202V203H148ZM159 204H158V203ZM168 202H170V203H168ZM11 203V204H10ZM55 203V204H54ZM106 204V205H103V204ZM124 203H126V206L124 205ZM127 203H128V205H127ZM149 204V206H148V204ZM157 205H156V204ZM168 203V204H167ZM13 204V205H12ZM99 204V205H98ZM103 206H102V205ZM114 204V205H113ZM120 204V205H119ZM130 204V205H129ZM174 204V205H173ZM175 204H176V206H175ZM20 205V206H19ZM96 205H98V206H96ZM111 205V206H110ZM118 205V206H117ZM123 205V206H122ZM142 205V206H141ZM152 205H155V206H153L152 207ZM162 205V206H161ZM170 205H171V208L172 207H174V208H170ZM4 206V207H3ZM22 206V207H21ZM100 206V207H99ZM108 206L110 207V208H113V209H110V208H108ZM125 206V208L123 209V207ZM160 208V209H158V207ZM116 207H117V209H116ZM145 207V208H144ZM148 207V208H147ZM163 207H164V212H163ZM168 207V208H167ZM17 208L19 209V213H18V215L17 214H15V213H12V210L13 209H16V211H17ZM100 210L99 211V213H98V209ZM119 208V209H118ZM121 208H122V210H121ZM129 208V209H128ZM151 208V209H150ZM156 208V209H155ZM102 209H103V211H102ZM110 209V210H109ZM145 209H147V212L145 211ZM152 209H155V211L154 210H152ZM6 210V211H5ZM8 210V211H7ZM106 210H107V212H106ZM115 210V211H114ZM119 210V211H118ZM124 210V212H122ZM137 210V211H136ZM143 210V211H142ZM151 210V211H150ZM159 210H160V213H159ZM166 210V211H165ZM68 211H70V212H68ZM117 211L118 212H122V214H115L114 212H116L117 213ZM128 211V212H127ZM136 213H135V212ZM150 211V212H149ZM153 211V212H152ZM158 211V212H157ZM168 211V212H167ZM170 211V212H169ZM7 212H8V214H7ZM10 212L12 213V214H14V215H12V214H10ZM15 212V211H14ZM23 212H25L24 214H23ZM28 212V213H27ZM113 212V213H112ZM126 212L128 213V215L126 214ZM139 212V213H138ZM144 212V213H143ZM148 212L150 213V214H148ZM158 214H157V213ZM166 212V213H165ZM104 213V214H103ZM135 213V214H134ZM146 213V214H145ZM152 213H156L155 215H153ZM91 214H92V216H91ZM101 214L103 215V216H101ZM108 214H110V216L108 215ZM115 214V216H117V221H116V219H115V217L113 216ZM125 214V215H124ZM130 214V215H129ZM142 214V215H141ZM144 214V215H143ZM160 214H162V215H160ZM165 214V215H164ZM9 215V216H8ZM74 215V216H73ZM96 215V216H95ZM100 215V216H99ZM119 215H120V217L123 219H121L120 217H119ZM122 215V216H121ZM148 215H149V217H148ZM153 215V216H152ZM12 216V217H11ZM15 216H17L18 217V219H17V217L15 218ZM107 216H108V218H107ZM114 218H113V217ZM125 216H126V218H125ZM127 216H128V218H127ZM139 216V217H142L143 218V220H145V221H143L142 220V218L140 219L139 217L137 218V217ZM144 216H145V218H147V219H145L144 218ZM159 216H161V217H159ZM165 216V217H164ZM74 217H77V218H74ZM103 217V218H102ZM228 218H230V219H232V218H234V217H232L231 215H230V217L229 216H227ZM226 217V219L225 220H227L228 218ZM6 218V219H5ZM11 218V219H10ZM13 218V219H12ZM95 218H96V220H95ZM102 218V219H101ZM107 220L106 221V223H107V226H106V223H104V221H105V219ZM113 218V219H112ZM131 218V219H130ZM133 218H136L135 220L133 219ZM151 218V219H150ZM155 220H154V219ZM157 218V219H156ZM159 218V219H158ZM161 218V219H160ZM17 219V220H16ZM112 220L111 221V223H109V226H108V221L110 222V220ZM115 219V220H114ZM120 219V220H119ZM125 219V220H124ZM138 219V220H137ZM205 219H207V220H204ZM13 220V221H12ZM69 220V221H68ZM100 220V221H99ZM129 220H132V221H129ZM143 222H142V221ZM147 220V221H146ZM210 220V221H209ZM74 221V222H73ZM77 221V222H76ZM95 221H96V223H95ZM118 221H120V222H118ZM123 221H125V222H123ZM136 221V222H135ZM203 221V222H202ZM208 221V222H207ZM215 221V222H214ZM8 222V223H7ZM22 222V223H21ZM103 222V223H102ZM115 222V223H114ZM118 222V223H117ZM123 222V223H122ZM128 222V223H127ZM144 222H147V223H144ZM184 222V223H183ZM3 223V224H2ZM24 223V224H23ZM42 223V224H41ZM92 223H93V225H92ZM113 223V224H112ZM120 223H122V224H124V225H122V224H120ZM130 223V224H129ZM153 223L151 224V226L153 225ZM186 223V224H185ZM212 223V224H211ZM71 224V225H70ZM95 224V225H94ZM103 224V225H102ZM105 224V225H104ZM116 224H118V225H116ZM188 224V225H187ZM216 224H219V225H216ZM2 225H4V226H2ZM37 225V226H36ZM43 225V222H36L35 224H34V226H33V228H37L38 227V230H39V228H41V226ZM91 225V226H90ZM101 225V226H100ZM132 225V226H131ZM211 225V226H210ZM264 225V224H263ZM12 226L14 227L15 225L14 224H12ZM40 226V227H39ZM70 226V227H69ZM95 226V227H94ZM97 226V227H96ZM112 226L114 227V228H112ZM120 226V227H119ZM122 226V227H121ZM130 226V227H129ZM186 226V227H185ZM51 226H47V228L49 229ZM72 227V228H71ZM74 227H76L77 228V230H76V228H74ZM101 227V228H100ZM102 227H104V228H102ZM105 227H107L106 229H105ZM116 227H119V230H116ZM205 227H206V229H205ZM212 227H214L215 229H216V231L214 230V228H212ZM218 227V228H217ZM76 230V232H74L75 230ZM100 228V229H99ZM110 228V229H109ZM121 228V229H120ZM122 228H123V230H122ZM126 228H128V230L126 229ZM208 228V229H207ZM211 230H210V229ZM259 227H257V229H258ZM98 229L99 230H104V232H105V237H109V239H107L106 238V244L103 246L104 248L102 249V247H101V249H100V251L98 252V251H95V250H97V246L95 245V242H96V240H95V235L97 234V232H98ZM118 229V228H117ZM184 229V230H183ZM203 229H204V231H205V234L203 233L204 231H203ZM107 230V231H106ZM109 230H110V232H109ZM116 232H115V231ZM121 230V231H120ZM125 230V231H124ZM201 230L203 231V232H201ZM210 230V231H209ZM214 230V231H213ZM113 231H114V233H113ZM119 231V232H118ZM214 233H213V232ZM263 231V232H262ZM68 232V233H67ZM70 232V233H69ZM107 232V233H106ZM118 232V233H117ZM126 233V235H125V233ZM187 232H188V230H187ZM73 233V234H72ZM82 233V234H81ZM117 233V237L115 236V234ZM207 233V234H206ZM260 233H261V235H260ZM77 234H79V235H77ZM112 234V235H111ZM119 234H120V237H119ZM174 234H175V236H174ZM209 234V235H208ZM210 234H212V235H210ZM230 234V233H229ZM257 234V235H256ZM263 234V235H262ZM1 235H3V236H5L4 234H1ZM48 235L49 234H43V235H38V240H35L36 242L35 243H37L38 241L40 242V244L38 243V244H36L37 245V249H35L34 251L35 252H33V250L31 249L32 248V246H30V244H28L29 243V241H26L25 243H24V247L22 248V249H20V252H19V250L17 251L18 253H22V252H25V258H24V261H26L27 262V264H41L42 263V256L41 255H43V246L46 244V241H48ZM72 235H74V236H72ZM109 235V236H108ZM111 235V236H110ZM172 235V236H171ZM177 235V236H176ZM198 235H200V236H198ZM256 235V236H255ZM258 235H260V237L258 236ZM42 236H43V239H42ZM79 236H81V237H79ZM123 236H124V238H123ZM209 237V239H207L208 237ZM211 236H212V238H211ZM214 236V237H213ZM227 236V237H226ZM230 236V237H229ZM40 237H41V239H40ZM91 237V238H90ZM111 237V238H110ZM114 237V238H113ZM115 237H116V239H115ZM179 237V238H178ZM198 237H199V239H198ZM201 237V238H200ZM203 237V238H202ZM228 237H229V239H228ZM234 238L232 241L230 240V239H232V238ZM237 237V238H236ZM259 238V239H257V238ZM261 237H262V239H261ZM76 238H78V239H76ZM128 238V239H127ZM168 238H171V239H173L172 241H173V243L174 244H170V245H168L167 244V242L170 240V239H168ZM177 238L179 239L178 241H177ZM211 238V239H210ZM227 238V239H226ZM40 239V240H39ZM75 239V240H74ZM89 239H90V242L92 243H90L89 242ZM93 239V240H92ZM124 239H126V240H124ZM168 239V240H167ZM175 239H176V241H175ZM182 239V240H181ZM201 239L203 240V241H201ZM207 239V240H206ZM239 239V240H238ZM256 239H257V241H256ZM77 240V241H76ZM86 240H88V241H86ZM123 240V241H122ZM259 240L261 241V242H259ZM44 241V242H43ZM78 241H80V242H78ZM83 241H84V243H83ZM86 241V242H85ZM94 241V242H93ZM112 241H113V243H112ZM163 241V242H162ZM196 241V242H195ZM199 241V242H198ZM207 241H209V242H207ZM222 241H220V242H222ZM235 241H236V243H238V245L235 243ZM245 241V242H244ZM89 242V243H88ZM110 242V243H109ZM115 242H119V244H117V243H115ZM123 242H125V243H123ZM164 242H165V244H164ZM179 242V243H178ZM198 242V243H197ZM200 242H201V244H200ZM203 242H205V243H203ZM239 242H240V244L241 245H239ZM244 242V243H243ZM254 242V243H253ZM44 243V244H43ZM75 243V244H74ZM78 245H77V244ZM94 243V244H93ZM138 243V244H137ZM177 243V244H176ZM197 243V244H196ZM207 243V244H206ZM247 243V244H246ZM262 243V244H261ZM42 244V245H41ZM110 244V245H109ZM113 244V245H112ZM127 244V245H126ZM131 244V245H130ZM136 244V245H135ZM142 244V245H141ZM148 244V245H147ZM179 244H182L181 245V247L179 246ZM184 244V245H183ZM192 244V245H191ZM193 244L195 245V248L193 247ZM200 244V245H199ZM236 244V245H235ZM245 244V245H244ZM251 244V245H250ZM255 244H256V246H255ZM261 244V245H260ZM35 245V246H36ZM39 245H41V246H39ZM151 245V246H150ZM161 245V246H160ZM174 245V247H172ZM177 245V246H176ZM187 245V247H185ZM204 245V246H203ZM222 245H224V246H226V247H223ZM246 245H248V246H246ZM28 246H29V248L31 249V251H30V249L28 248ZM76 246V247H75ZM92 246H94L93 248H92ZM119 246V247H118ZM147 246V247H146ZM163 246V247H162ZM164 246H165V248H164ZM170 246V247H169ZM190 246V247H189ZM192 246V247H191ZM198 246V247H197ZM203 246V247H202ZM221 246H222V248H221ZM237 246H240V248L239 247H237ZM242 246V247H241ZM250 246V248H249V250H248V247ZM26 247V248H25ZM40 247H42V248H40ZM79 247V248H78ZM124 247V248H123ZM126 247V248H125ZM133 247V248H132ZM139 248V249H137V250H134V249H136V248ZM146 247V248H145ZM154 247V248H153ZM158 247V248H157ZM167 247H169V249L167 248ZM177 247V248H176ZM179 247V248H178ZM189 247V248H188ZM196 247L198 248V249H196ZM199 247H201L200 249H199ZM234 247V248H233ZM245 247V248H244ZM258 247V248H257ZM111 248V249H110ZM115 248H116V250H115ZM177 249V252L176 251H174V249ZM187 248H188V250H187ZM219 248V249H218ZM225 248V249H224ZM237 248V249H236ZM40 249V250H39ZM92 249H93V252H91L92 251ZM142 249H143V251H142ZM145 249H147V250H145ZM148 249H150V250H148ZM152 249V250H151ZM154 249V250H153ZM158 249V250H157ZM166 251H165V250ZM181 249H183V250H181ZM185 249V250H184ZM196 250V251H194V250ZM206 249V250H205ZM243 249V250H242ZM26 250V251H25ZM30 251V252H28V251ZM37 250V251H36ZM78 250V251H77ZM101 250H103L102 252H101ZM107 250V251H106ZM112 250V251H111ZM115 250V251H114ZM156 250V251H155ZM180 250V251H179ZM190 250H192V251H190ZM201 250V251H200ZM213 250H214V253H213ZM218 250H219V252H218ZM223 250V251H222ZM234 252H232V251ZM238 250H239V252H238ZM80 251V252H79ZM82 251V252H81ZM111 251V252H110ZM119 251V252H118ZM134 251V252H133ZM146 251V252H145ZM149 251V252H148ZM165 253H167V254H165ZM173 251V252H172ZM188 253H187V252ZM221 251V252H220ZM229 251H231V253L229 252ZM240 251H242V252H240ZM244 251V252H243ZM96 252V253H95ZM109 252V253H108ZM113 252V254H111ZM136 252H138L137 254H136ZM157 252V253H156ZM160 254H159V253ZM171 252H172V254H174L173 256H171L170 254H171ZM184 252V253H183ZM191 252V253H190ZM195 252V253H194ZM202 252H204L203 254H202ZM218 252V253H217ZM238 254H237V253ZM248 252V253H247ZM27 253V254H26ZM31 253V254H30ZM33 253H35V254H33ZM38 253H40L41 255H36V254H38ZM79 253V254H78ZM93 253H95V254H93ZM101 253H104L103 254V256H102V254ZM107 253V254H106ZM118 253V254H117ZM142 253V254H141ZM144 253H146V254H144ZM149 253H150V256H148L149 255ZM154 253V254H153ZM162 253V254H161ZM177 253V254H176ZM181 253V254H180ZM193 254V257L195 258H193L192 257V255H190V254ZM213 253V254H212ZM222 253V254H221ZM240 253V254H239ZM31 255V256H27V255ZM88 254H90V255H88ZM136 254V255H135ZM141 256V257H139V255ZM145 256H144V255ZM157 254V255H156ZM163 254H165V255H163ZM183 254H184V256L185 257H183ZM186 254V255H185ZM198 254H201V255H198ZM215 254V255H214ZM217 254V255H216ZM250 254V255H249ZM35 256V258H34V256ZM77 255V256H76ZM81 255H83V256H81ZM87 255H88V257H87ZM97 255V256H96ZM99 255V256H98ZM105 255V256H104ZM143 255V256H142ZM159 255H161V258L163 257L164 259L166 258V256L168 255H170V258L168 257L166 260H168V261H166V260H163V259H161V258H159L160 256ZM203 255V256H202ZM220 255V256H219ZM239 255H242V256H239ZM245 255V256H244ZM248 255V256H247ZM38 256H39V258H38ZM90 256V257H89ZM95 256H96V258H95ZM101 256V257H100ZM114 256V257H113ZM182 256V257H181ZM204 256H205V258H207V259H205L204 258ZM216 256V257H215ZM237 256V257H236ZM247 256V257H246ZM30 257V258H29ZM71 257V258H70ZM75 257V258H74ZM110 257V258H109ZM135 257H136V259H135ZM142 257L144 258V259H142ZM148 257V258H147ZM158 259H157V258ZM179 257V258H178ZM192 257V258H191ZM198 257V258H197ZM200 257V258H199ZM209 257H210V259H209ZM211 257H215L214 259L213 258H211ZM239 257V258H238ZM244 257L246 258L245 260H244ZM67 258H68V260H67ZM70 258V259H69ZM74 258V259H73ZM91 258V259H90ZM92 258H94L93 260H92ZM99 258H102V259H99ZM114 258V259H113ZM146 258V259H145ZM152 258H153V260H152ZM175 258V259H174ZM181 258V259H180ZM189 258H191V259H189ZM197 258V259H196ZM235 258V259H234ZM242 258V259H241ZM28 261H27V260ZM39 259H40V261H39ZM72 259V260H71ZM77 259V260H76ZM81 259V260H80ZM98 259H99V261H98ZM105 259V260H104ZM110 259V260H109ZM111 259H113L112 261H111ZM140 259L141 260H143V261H140ZM155 259H157V260H159V261H155ZM170 259V260H169ZM173 259V260H172ZM184 259V260H183ZM188 260V262H187V260ZM211 259H213V260H211ZM230 259H228L227 261H229V262H227V263H225V264H229L230 263ZM29 260H30V262H29ZM66 260V261H65ZM103 260V261H102ZM110 262H109V261ZM147 260H148V262H147ZM177 260H180L181 262H179V263H177L178 261ZM192 260H194V262L191 261ZM207 260V261H206ZM209 260V261H208ZM72 261H75V262H72ZM94 261H95V263H94ZM101 261V262H100ZM155 261V262H154ZM165 261V262H164ZM169 261H171V262H169ZM174 261V262H173ZM175 261H176V263H175ZM40 262V263H39ZM72 262V263H71ZM98 262V263H97ZM100 262V263H99ZM107 262V263H106ZM128 262V263H127ZM169 262V263H168ZM183 262V263H182ZM200 263V264H201ZM238 263V264H239ZM233 264V263H232Z\"/></svg>", "mask_w": 264, "mask_h": 264}]
</instances>
